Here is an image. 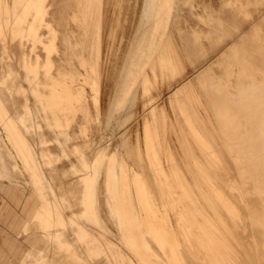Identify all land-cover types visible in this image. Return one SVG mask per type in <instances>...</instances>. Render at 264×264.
<instances>
[{"label": "rangeland", "instance_id": "374dc122", "mask_svg": "<svg viewBox=\"0 0 264 264\" xmlns=\"http://www.w3.org/2000/svg\"><path fill=\"white\" fill-rule=\"evenodd\" d=\"M32 1V2H31ZM46 2L43 4V2ZM57 1V2H56ZM61 1H66L67 0H61ZM59 0H0V29L3 30V32H0V49H4V50H0V62H6L4 66V69L5 70H8L9 71V74H3V72H0V143L1 145L3 146V149L5 150L6 154V158H8L9 160L13 161L14 162V167L17 171H19L22 176L25 178V183H26V186L32 190L40 199V205H39V208L32 220V224L31 226H27L26 228V232H29L31 230H36L38 231L41 235H45V234H42V232L40 231V228H39V224H41V222L43 223L44 220L48 219L47 217H45L44 215L46 216H52V222H49V223H52V224H49L50 227L49 229L54 232L56 235H61V239H63L65 242H68L69 244L71 245H76L77 246V253H79L77 259H75V261H69L67 259V262L64 261L66 259H62L60 260V263L58 261V259H56V261L54 262L53 261V264H64V262H66V264H89L86 257H87V253L91 255V262L90 264H93L97 261H99V263H107V264H110L108 263V261L105 260V255L107 254V251H106V248H105V241H109L111 242L112 245L115 246L116 249H118V255H119V258L116 260V264H186V263H189L187 261H191L189 264H192V263H197V264H222L223 261H226L224 262L225 264H238L239 263H246L248 264H258L259 261H264V257H259V258H255L254 260H251L252 258H254V255H252L251 253H254V251H258V249L255 247V245L253 246L252 243H249L252 238L249 237L247 238V243L249 244H243L242 242H244L243 240L241 241V238L239 237L238 238V235L237 234H240V232L242 233V229L244 228V223H249V217L247 214H250L251 212V206L247 204H244L243 200L240 199L239 195L241 194L240 192V189L242 187V184L241 182H239V179L238 178H235L236 176L238 177V173L241 169L239 168L240 166H242L241 163H237L234 158L236 155H238V150L239 148H245L246 146V134L248 133V130L250 128V120L246 117V114L243 113L242 111H240V108L241 106L239 105L238 101H237V98L233 97V96H229L228 98V104L230 106V104H232L231 106L236 109H233L231 106V109H233V113L232 114H236V110H237V113H238V122H237V126L239 128V131H240V139H232L229 137L228 135V132L225 130L221 120L213 113L210 111V105L209 104V100L206 99L207 95L205 96L206 94V89H208V87H206V84L207 83V75L208 74H214L216 72L217 69H215V67L217 68L219 65H220V61L218 63L214 62L216 61L215 58H213V55H209L208 54V51L203 48L202 51L200 52H196L194 53L193 51L192 52H189V53H185V56L184 57V72L185 73V78L183 80V82L185 81V83H183L184 85H186V87L188 88L187 92L185 94H182V91L180 93H177L175 96L174 99H172L171 101L169 100V104L168 102H164V104H167V106L170 108V110L168 109V107L166 105H164V110H161L159 108V110L157 111L156 113V116H151L150 114H146L145 111H149V110H144L143 111V95L140 93L141 92V88L140 86L138 85V83L134 84V87H132V82H129L127 81V83L125 84V87L119 92L117 93L116 97H115V100L113 101V106H110L109 105H105V101H103V97L102 95H104V91H103V87L104 86H100L101 85H104L103 82L101 83L102 81V78H106L107 76V73L109 70H111L113 68V70L116 69H124L126 63H125V59L122 60L121 58L124 57V52H125V49L127 48L126 44L129 43L128 39L127 38H131L132 34V38L137 36L136 38V41L139 42V36H141V33H133L131 32L129 34V36H126V34L124 33L121 37H114L113 40H111V45L110 43L107 45L108 42H106V38H103V34L102 36H100V38H96L94 37L96 33H100L101 30H103V28L105 27L104 25L106 24V22H104L103 20H105V12L104 11V8L107 9V1L106 3L104 4L103 3V0H101V4L103 3L104 5L102 6L100 3L99 6L96 8V6H94V4H92L93 7H89L91 11H88L87 13V17L86 18H90L88 21H87V28L89 30H87L86 32L85 31H81V29H76V28H79L78 26V22L76 21L77 19H74L73 16H80V20H79V24L84 27L83 25V15H84V12L82 13H75L73 12L74 9H76L75 6H73V4H77V0L75 1H72V2H61ZM105 1V0H104ZM121 5H127L128 2L130 3H137V5L141 6L143 5V2L142 0L140 1V4L137 0V2H132V0H121ZM125 1V2H124ZM193 2V6L191 9H194L192 11H190V13L186 14L185 10H187V12H189L188 9H183V6H182V3L181 1H178V0H174L175 4L173 5L174 6V10H175V13L174 15L176 17H179L181 19V24L184 26H188V27H193L195 26L196 29L199 30V32L201 33L202 35V40L204 43H207L208 41V44L211 43V41L213 42V40L215 38H219V33H218V26L217 24L214 22V20L210 19L209 17H207V14H205L204 17H200L201 13L204 14V13H207L205 10L206 8H208V10L210 9H213V7L215 6V4L219 3L221 5V1H226V0H191ZM243 1V2H242ZM245 1V2H244ZM249 1V0H240V2H242L244 5H246L245 3ZM14 2V3H13ZM22 4H20V3ZM24 2V3H23ZM37 2V3H36ZM53 2V4L51 3ZM56 2V3H55ZM59 3V6L56 5ZM75 2V3H74ZM200 2V3H198ZM63 3V4H61ZM68 3L70 4L71 6V14L72 16L69 17L68 15V10H66V5H68ZM180 3V7L177 6L178 4ZM258 2H253L251 1V4H249L253 9H256L258 6H260L259 4H257ZM45 4H46V7H45ZM62 6H61V5ZM66 4V5H65ZM72 4V5H71ZM214 4V5H213ZM216 4V5H217ZM16 5L20 8L17 9V11H20L19 13H22L27 11L25 8L26 7H30V14L29 16L30 17H27L28 19H22L21 21L19 19H16V18H13V13H14V7H16ZM26 5V6H25ZM35 5V6H34ZM57 7H56V6ZM82 5V4H81ZM80 3L78 2V8L81 7ZM106 5V6H105ZM198 5V6H197ZM201 5V6H200ZM225 6L223 7H220L218 8V14H219V17H220V20L223 24H226L227 20L229 19V16L228 15V5L227 4H224ZM264 5V4H263ZM55 6V7H53ZM65 8H64V7ZM138 6V7H139ZM219 6V5H218ZM23 7V9H22ZM49 7V8H48ZM52 7L53 9L57 8L56 9V13L59 15H57L55 12H51L50 10H52ZM60 7L62 9H60ZM100 7V8H99ZM103 7V8H102ZM143 6H141L142 8ZM217 7V6H216ZM58 8H59V11H58ZM64 8V9H63ZM72 8L73 11H72ZM139 7V10L141 9ZM178 8V9H177ZM182 8V9H181ZM223 8V9H222ZM40 9V10H39ZM46 9V10H45ZM54 9V11H55ZM81 9H83L81 7ZM197 9V10H196ZM199 9H202V10H199ZM205 9V10H204ZM225 9V11H224ZM227 9V10H226ZM25 10V11H24ZM34 10V11H33ZM61 10H65L67 13V16L68 18H65V19H58L59 17L63 18V17H67V16H64L61 14ZM77 10V9H76ZM75 10V11H76ZM95 10V11H94ZM97 10V11H96ZM100 10L99 14H100V17H99V14L97 15L96 12L98 13V11ZM179 10V11H178ZM53 11V10H52ZM58 11V12H57ZM61 11V12H60ZM64 11V12H65ZM94 11V13H92ZM196 11V12H195ZM222 11V12H221ZM42 12V13H41ZM103 12V13H102ZM180 12V13H178ZM182 12V13H181ZM193 12V14L191 13ZM21 13V15H22ZM28 13V12H27ZM33 13V14H32ZM44 13V14H43ZM51 14V17H50V14ZM55 13V15H54ZM70 13V12H69ZM105 13V14H104ZM184 13V14H183ZM197 13V14H196ZM199 13V14H198ZM227 13V14H226ZM253 13V12H252ZM36 15H40L39 17L35 16ZM46 14V15H45ZM88 14H90L88 16ZM190 14V15H189ZM225 14V16H224ZM54 15V16H53ZM57 15V16H56ZM94 15V16H93ZM104 17H103V16ZM188 16L186 18H183L184 16ZM192 15V16H191ZM223 15V16H222ZM227 15V16H226ZM42 16V17H41ZM44 16V17H43ZM57 18H56V17ZM95 19H93L92 18ZM98 16V18H97ZM182 16V17H181ZM10 17V18H9ZM55 17V18H54ZM102 17V19H101ZM38 18V19H37ZM50 18V19H49ZM91 18L93 19V21L91 20ZM194 20H192V19ZM198 18V20H197ZM34 19V20H33ZM49 19V20H48ZM53 19V20H52ZM58 19V20H57ZM100 21V28L97 29V31L95 30H92V27L94 26L95 24V27H96V24L98 23L97 21ZM172 19V18H171ZM173 19H174V16H173ZM50 22H48V21ZM55 20V22H54ZM56 20L58 21V23L61 21L60 25L64 24L63 26H60L61 28L59 29L58 26L59 24L57 23L56 24ZM63 20V22H62ZM70 20L72 25L74 24L76 27L71 26L70 24ZM91 20V21H90ZM188 22H187V21ZM191 20V21H190ZM226 20V21H225ZM36 21V22H35ZM47 21V22H46ZM95 21L97 23H95ZM201 21V22H200ZM240 21V19H239ZM23 22V24H22ZM68 24V26L65 24ZM91 22V23H90ZM93 22V23H92ZM103 22V23H101ZM226 22V23H225ZM17 23H18V26L20 24V30H17L16 27L17 26ZM49 23V24H48ZM55 23V24H54ZM77 23V24H76ZM198 23V24H197ZM199 23L201 26H199ZM214 23V24H213ZM29 24V25H28ZM92 24V25H91ZM103 24V25H102ZM127 24H129V20L127 22ZM188 24V25H186ZM193 24V25H192ZM56 25V26H55ZM66 25V26H65ZM91 25V27H90ZM102 25V27H101ZM212 25V26H210ZM216 25V26H215ZM34 26V27H33ZM73 27V29H70L71 33L68 31V29L70 27ZM52 27V28H51ZM68 29H67V28ZM91 29H90V28ZM187 27V28H188ZM49 28V29H48ZM62 28H66L65 30L62 29ZM48 29V31H47ZM185 29V27H184ZM205 29V30H203ZM14 30V31H13ZM37 30V31H36ZM38 30L40 31V35H39V32ZM52 30V31H51ZM66 31V33H68V37L71 38V36L73 37V39H68L67 38V35H64L63 31ZM132 30V29H131ZM214 30V32H212ZM11 31V32H10ZM59 31V32H58ZM68 31V32H67ZM74 31V32H73ZM79 31V32H78ZM81 31V32H80ZM90 31V33L88 32ZM203 31V32H202ZM30 34H28V33ZM33 32V33H32ZM46 32V33H45ZM63 32V33H62ZM73 32V33H72ZM77 32V33H76ZM95 32V33H94ZM12 35H11V34ZM19 33V34H18ZM22 33V34H21ZM42 33H45V34H42ZM54 33V34H53ZM62 33V34H61ZM77 35H76V34ZM81 33L82 36L80 35ZM89 33V34H88ZM93 33V34H92ZM217 33V34H216ZM10 34V35H9ZM34 34V35H33ZM60 34V35H58ZM101 34V33H100ZM215 34V35H214ZM19 35H22V36H19ZM30 35V36H29ZM61 35H64L65 37H61ZM71 35V36H70ZM75 35L77 37H75ZM80 35V36H78ZM89 35V36H87ZM128 35V34H127ZM131 35V36H130ZM217 35V36H216ZM13 36V37H12ZM18 36V37H17ZM47 36V37H46ZM60 36V38H59ZM87 36V37H86ZM94 37V39L91 38ZM212 36V37H210ZM214 36V38H213ZM3 37V38H2ZM11 37V38H10ZM21 37V38H20ZM30 39H29V38ZM33 37V38H32ZM43 37V38H42ZM55 37V38H54ZM122 37H124L122 39ZM127 37V38H125ZM14 38V39H13ZM20 38V39H19ZM62 38V39H61ZM75 38V39H74ZM78 38V39H77ZM82 38V39H81ZM85 38V39H84ZM88 38V39H87ZM90 38V40H89ZM105 39L102 41V39ZM131 38V39H132ZM11 39V40H9ZM14 41H13V40ZM19 39V40H18ZM28 39V40H27ZM54 39V40H53ZM56 39V40H55ZM65 39V40H64ZM77 39V40H76ZM89 40V41H85V40ZM208 39V40H207ZM21 40V41H20ZM30 40V41H29ZM43 40V41H42ZM46 40H48L46 42ZM53 40V41H52ZM58 40V41H57ZM67 40V41H66ZM75 40V41H73ZM84 40V41H82ZM99 40V41H98ZM119 40V41H118ZM124 42L125 44V47L122 51V45L124 46V44H121V42ZM18 41V42H17ZM51 41V43H50ZM77 41V42H76ZM82 41V42H81ZM91 41H94L91 43ZM103 44H102V42ZM105 41V42H104ZM210 41V42H209ZM261 40H259L260 42ZM10 42V43H9ZM16 42V43H15ZM29 42V43H28ZM34 42V43H33ZM46 42V43H45ZM60 42V43H59ZM68 42V43H67ZM72 42V43H70ZM87 42V43H86ZM90 42V43H88ZM15 43V44H14ZM22 46V44H24ZM40 43V44H39ZM53 43V44H52ZM60 44L58 46V44ZM72 44V46L70 44ZM77 45H76V44ZM105 43V44H104ZM117 43V45H116ZM178 45V49L182 52H183V49H184V44H180L178 42H176ZM12 44L11 47H14L15 45V48H9V46ZM18 44V45H17ZM28 44V45H26ZM64 44V45H63ZM67 44V45H66ZM87 44V46H86ZM94 44V45H93ZM208 44H205L206 46ZM2 45V46H1ZM82 45V46H80ZM84 45V46H83ZM91 45V46H90ZM103 46V49H101ZM107 45V46H105ZM129 45V44H127ZM20 48H18V47ZM39 47V48H36V47ZM47 46V47H46ZM69 46L71 47H74V50L71 49V47L69 48ZM77 46V47H76ZM90 46V48H89ZM92 46L93 49L91 48ZM113 46L115 48H113ZM2 47V48H1ZM27 47V48H26ZM44 47V48H43ZM60 47V48H59ZM78 47H79V50L78 51ZM84 47V48H83ZM86 47V48H85ZM99 47V48H98ZM104 47L107 48V51L104 50ZM181 47V48H180ZM52 48V49H50ZM58 48V49H56ZM67 48H68V51H67ZM112 48V49H111ZM13 49H16V50H13ZM33 49V50H32ZM90 49V51L88 50ZM100 49V50H99ZM116 49V50H114ZM119 49V50H118ZM18 50V51H17ZM22 50V51H21ZM24 50V51H23ZM54 50V51H53ZM71 50V51H69ZM86 50V51H85ZM104 50V51H103ZM114 50V52H113ZM77 51V53H76ZM85 51V53L83 52ZM103 51V52H102ZM16 52V53H15ZM28 52V53H27ZM52 52V53H51ZM61 52V53H60ZM64 52V53H63ZM71 52V53H69ZM75 52V53H74ZM88 52H90V55L88 54ZM101 52V53H100ZM118 52H120L119 54L122 55V57L120 58V55L118 54ZM123 52V53H122ZM5 53V54H4ZM8 53V54H7ZM32 53V54H31ZM39 53V54H38ZM106 55V56H104ZM111 53V55L109 54ZM191 53V54H190ZM44 54V55H43ZM50 54V55H49ZM73 54V55H72ZM117 54V55H115ZM182 54V53H181ZM201 56H200V55ZM53 55V56H52ZM85 55V56H84ZM93 55V56H92ZM100 55L103 56V58L100 57ZM119 55V57H118ZM183 55V54H182ZM192 55V56H191ZM199 55V57H198ZM203 55V56H202ZM5 56V57H4ZM11 56V58H10ZM15 56V57H14ZM21 56V57H20ZM34 56V57H32ZM48 56V58H47ZM64 56V57H63ZM68 56V57H67ZM108 56V57H107ZM3 57V58H2ZM27 57V58H26ZM42 57V58H41ZM67 57V60L65 59ZM70 57V58H69ZM94 57V58H93ZM105 57V58H104ZM111 57H113V59H111ZM120 58V59H117V58ZM210 57L209 59L206 60V58ZM7 58V59H6ZM10 58V59H9ZM30 58V59H29ZM53 58V59H52ZM198 58V59H196ZM204 60H203V59ZM4 59V61H3ZM6 59V60H5ZM17 61H16V60ZM19 59V60H18ZM37 59V60H36ZM44 59V61H43ZM58 59V60H57ZM64 61H63V60ZM71 61H69V60ZM101 59H104V60H101ZM108 59V60H107ZM109 59L112 61L113 60V65L110 63ZM115 59V60H114ZM214 59V60H213ZM11 60V62L9 61ZM20 60H22L20 62ZM52 60V61H51ZM95 60V61H94ZM99 60V61H98ZM101 60V62H100ZM123 62H122V61ZM197 60V61H196ZM203 64L201 65L202 61ZM27 61V62H26ZM55 61V62H54ZM58 63H57V62ZM74 61V63H73ZM103 61V62H102ZM107 61L109 62V65L110 67H108L107 65ZM116 61V62H115ZM119 61V62H118ZM199 61V62H198ZM211 61V62H210ZM13 62V63H12ZM15 62V63H14ZM93 62H96L97 63V70L99 69V71H97V76H99V73H101V75L97 78H99V88H98V93H97V101H95V99H92L93 98V91L91 89V77H92V73H91V67H92V63ZM101 63V66H100V63ZM118 62V63H117ZM122 62V63H121ZM187 62V63H185ZM198 62V63H197ZM36 63V64H35ZM49 65H48V64ZM60 63V64H59ZM104 63V64H103ZM106 63V65H105ZM123 64V66H121V64ZM193 63V64H192ZM211 64V65H208ZM13 68H11V66ZM21 64V65H20ZM74 64V65H73ZM78 64V65H77ZM103 64V65H102ZM187 64V65H186ZM191 64V65H189ZM199 66H197V65ZM16 65V67H15ZM59 65V66H58ZM78 66V67H75V66ZM116 65H120V67L118 68V66ZM208 65V66H207ZM217 65V66H216ZM7 66V68H6ZM10 66V67H9ZM55 66V67H54ZM104 66V67H103ZM113 66V67H112ZM187 66V67H186ZM204 66V67H203ZM208 67V69L212 66H214V71L212 70V68H210L209 70H205L204 68L205 67ZM46 69H45V68ZM59 67V68H58ZM115 67V68H114ZM122 67V68H121ZM191 67H194L195 69L191 68ZM198 67V68H197ZM206 67V68H207ZM10 68V69H9ZM23 68V69H22ZM80 68V69H79ZM88 68V69H87ZM103 68V69H102ZM188 68V69H187ZM0 71H2V67L0 65ZM44 71H43V70ZM51 69V70H50ZM69 71H68V70ZM75 69V70H74ZM102 69V71H101ZM106 69V70H104ZM191 72H190V70ZM14 70V71H13ZM16 70V71H15ZM104 70V71H103ZM193 70V71H192ZM202 72H201V71ZM204 70V72H203ZM12 71V72H11ZM23 71V72H22ZM47 71V72H46ZM65 71V72H64ZM73 72L75 73V81H72V82H69V78H65L66 81H68L69 85L71 86V88L77 90L81 97L79 100H76L75 101V107H73L70 112H67L66 110V104H65V100L67 99V96L65 97L64 93H63V87L61 85H59V79L63 78L64 77V74L68 73V72ZM106 71V72H105ZM199 71V72H198ZM208 73H207V72ZM37 72V74H36ZM99 72V73H98ZM104 72H105V76H104ZM198 73L199 75H193L194 73ZM11 73V74H10ZM25 73V74H24ZM41 73V74H40ZM55 75H54V74ZM189 73V75L187 74ZM203 73V74H201ZM206 73V74H205ZM22 74V75H21ZM36 74V75H35ZM45 74L47 75V77L45 76ZM85 74V75H83ZM201 74V75H200ZM210 74V75H211ZM10 75V76H8ZM40 75V76H39ZM104 76V77H103ZM191 76H196V77H191ZM200 77L202 76L201 78H198L197 77ZM12 77V78H11ZM25 79H23V78ZM31 77V78H30ZM43 78L42 80L40 78ZM191 79H189V78ZM204 77V78H203ZM2 78V79H1ZM11 80H10V79ZM192 78H193V81H192ZM206 78V79H205ZM82 79V80H81ZM90 79V80H89ZM202 79V80H201ZM205 79V80H203ZM30 80V81H29ZM38 80V81H36ZM159 80L161 79H158V83H157V88H155V95L157 96V98H163L165 99V95H172L176 90H178L182 84L181 83H172L170 80L167 81L166 79L165 80H162V82ZM5 81V82H4ZM10 81V82H9ZM23 81V82H22ZM41 81V82H40ZM81 81V82H80ZM188 84H187V82ZM199 81V82H197ZM10 84H9V83ZM80 82V83H79ZM163 82H167V84L163 83ZM190 82V83H189ZM193 82V85L192 83ZM204 84H203V83ZM32 83V84H31ZM160 83V84H159ZM162 83V84H161ZM171 83V84H170ZM196 85H195V84ZM199 83V84H198ZM5 84V85H4ZM39 84V85H38ZM181 84V85H180ZM203 84V86H202ZM11 85V86H10ZM161 85V86H160ZM192 85V86H191ZM199 85V86H197ZM205 85V86H204ZM23 86V87H22ZM85 86V87H84ZM130 86V87H129ZM160 86V87H159ZM167 86V88L165 87ZM197 86V87H196ZM84 87V88H83ZM169 87L170 90H169ZM176 87V88H175ZM196 91H194V89ZM199 87V89H198ZM8 88V89H7ZM10 88V89H9ZM35 88V89H34ZM137 88V89H136ZM164 88V89H163ZM204 88V89H203ZM5 89V90H4ZM59 91H58V90ZM131 89V90H130ZM139 89V90H138ZM157 89V90H156ZM164 92H163V90ZM174 89V90H173ZM4 90V91H3ZM7 90V91H6ZM80 90V91H79ZM86 90V91H85ZM129 90V92H128ZM168 90V91H166ZM200 90V91H199ZM205 94H201V91ZM6 93L5 96H7L8 99H6V97L3 95V92ZM12 91V92H11ZM40 91V92H39ZM132 91V92H131ZM140 91V92H139ZM157 91L159 93H157ZM166 91V92H165ZM46 92V93H45ZM101 96L99 93H101ZM136 92V96H140L139 98L141 99H138L140 100L139 102H136L138 101L137 100V97L135 96V93ZM162 95H161V93ZM179 92V91H177ZM195 92V93H194ZM197 92H200L199 94ZM14 93V94H12ZM89 93V94H88ZM131 93V94H130ZM170 93V94H169ZM190 93V94H189ZM20 94L19 97L21 98H14V97H17L18 95ZM26 94V95H25ZM99 94V95H98ZM126 94V95H125ZM141 94V95H140ZM189 94V95H188ZM17 95V96H16ZM30 95V96H29ZM86 97H85V96ZM88 95V96H87ZM130 95V96H128ZM161 95V96H160ZM191 95V96H190ZM199 95L201 98H199ZM201 95H204L201 96ZM12 96V98H11ZM26 96V97H25ZM92 96V97H91ZM126 96V97H125ZM134 96V97H133ZM160 96V97H159ZM164 96V97H163ZM1 97L3 99H1ZM99 97L102 98L101 100L104 102L102 103V101L99 100ZM129 97V99H128ZM173 97V95H172ZM206 97V98H205ZM27 98V99H26ZM29 98H32L31 101ZM127 98V99H126ZM133 99V101H131L130 99ZM167 98V97H166ZM204 98L206 100H204ZM6 99V100H5ZM21 99V100H20ZM178 100L182 103H184L185 105H187V107L190 105V104H193L195 105L196 109H197V113L199 112V114L201 115H198L197 114V118L198 120H196V124H194L193 128H191L188 124V121H187V118H184L182 115L179 114V112H177V109H176V114L175 113V106H176V102L175 100ZM11 100V101H10ZM15 100H18L16 103ZM88 100V101H87ZM167 100V99H166ZM191 100H192V103H191ZM203 100V101H202ZM3 101V102H2ZM7 101V102H6ZM19 101H23L22 104L19 102ZM90 101V102H89ZM129 101H131L130 103H128ZM202 101V102H201ZM235 101L237 102L235 104ZM28 102V104H27ZM123 102V103H122ZM141 102V104H140ZM196 102V103H195ZM203 102H207L208 104L206 105L203 104ZM232 102V103H231ZM6 103V104H5ZM16 103V104H15ZM83 103V104H82ZM88 103V104H87ZM91 103L93 104V106L91 105ZM122 103V105H120ZM127 105H126V104ZM137 103L138 106H137ZM175 103V105H174ZM187 103V104H186ZM11 106H9V105ZM18 104V105H17ZM91 106H90V105ZM99 104V105H98ZM102 104V105H101ZM203 104V105H202ZM21 105V106H19ZM67 105L71 106L72 103H67ZM82 105V106H81ZM104 105V108L102 107V109H105V110H102L101 107ZM135 105V106H134ZM141 105V106H140ZM38 106V110L36 109ZM73 106V105H72ZM86 106V107H84ZM91 107L88 108V107ZM108 106V107H107ZM123 109H122V107ZM139 106L141 107L140 109ZM200 106V107H199ZM209 106V107H208ZM9 107V108H8ZM13 107V108H12ZM19 107V108H18ZM28 107V108H27ZM97 107V108H96ZM111 107H113V109H111ZM133 107V109H132ZM205 107V108H203ZM21 108V109H20ZM80 108V109H79ZM99 108V110H98ZM134 108L138 109L140 114H136V110H134ZM173 108V109H172ZM203 108V109H201ZM207 108V109H206ZM15 111H13V110ZM168 109V111H167ZM201 109V110H200ZM11 110V111H10ZM20 112L18 113L17 112ZM28 110V112H27ZM86 110V112H84ZM90 110V111H89ZM113 110V112H112ZM207 110V111H206ZM89 111V112H88ZM93 111V112H92ZM98 111V112H97ZM130 111V112H129ZM136 111V112H135ZM167 111V112H166ZM171 111V112H170ZM201 111L204 113V115L206 116L205 118H202L204 117V115L201 113ZM210 111V113L208 112ZM17 112V113H16ZM22 112V113H21ZM101 112L103 116H108L106 117V119H104L105 123L107 122V124H103V119L101 117V114L99 113ZM111 112V114L109 113ZM9 113V114H8ZM16 113V114H15ZM41 113V115H40ZM47 113V114H46ZM90 113V114H88ZM105 113V114H104ZM132 113V114H131ZM146 114L149 118L147 119V117H145L146 115H143V114ZM168 113V114H167ZM211 113H212V117L214 118H211ZM15 114V115H14ZM31 115V117H29L28 115ZM128 114V115H127ZM167 114V116L165 117V115ZM171 114V115H170ZM209 114V115H208ZM40 115V116H39ZM49 115V116H47ZM110 115V116H109ZM134 115V116H133ZM137 115V116H136ZM141 115L143 116V118L141 117ZM215 115V116H214ZM38 116V117H37ZM41 116L43 117L41 119ZM94 116V119L93 120V117ZM114 116V118H113ZM136 116V117H135ZM171 116V117H170ZM176 116V118H175ZM241 116V118H240ZM34 117V118H33ZM75 117V118H74ZM86 117V118H85ZM173 117V118H172ZM178 117V118H177ZM200 117L202 119H200ZM105 118V117H104ZM133 118V119H132ZM136 118H137V121L138 119L141 120L140 122L138 121V123H135L136 122ZM155 118V119H154ZM29 119V120H28ZM32 119V121H31ZM37 119V120H35ZM76 119V120H75ZM102 119V120H101ZM108 119V120H107ZM115 122H113L114 120ZM129 119V120H128ZM153 119V120H152ZM172 120V123L170 124L172 126V131H171V126H169V120ZM180 121H178V120ZM214 120V122H216V119H217V122L214 124L212 123V121ZM24 120V121H23ZM68 120V121H67ZM90 120V121H89ZM107 120V121H106ZM144 120V121H143ZM148 120L150 122H148ZM158 121V124H157V121ZM174 120V121H173ZM186 120V121H185ZM203 120V121H202ZM208 121L205 123V121ZM211 120V121H210ZM38 121V122H36ZM61 121V122H60ZM77 121V122H76ZM96 123H95V122ZM103 123H102V122ZM242 121V122H241ZM25 122V123H24ZM66 122V124H65ZM68 122V123H67ZM83 122V123H82ZM86 124H85V123ZM92 124L93 126L96 124V127L94 130V127L92 125L89 124ZM98 122V123H97ZM112 122V123H111ZM117 122V123H116ZM129 122V123H128ZM135 124H134V123ZM141 122H143L144 124H141ZM152 122H154L152 124ZM171 122V121H170ZM186 122V123H185ZM212 125H211V123ZM248 122V123H247ZM21 123V124H20ZM73 123V124H72ZM101 123V124H100ZM168 123V125H167ZM174 123H177L174 124ZM179 123V124H178ZM210 123V124H209ZM218 123V125H217ZM41 124H44V126ZM46 124V125H45ZM62 124V126H61ZM68 124V125H67ZM110 124V125H109ZM122 124V125H121ZM139 125V126H136V125ZM156 124L158 126H156ZM175 125L173 127V125ZM28 125V126H27ZM76 125V126H74ZM88 125V126H87ZM135 127H133V126ZM199 125V126H198ZM33 126V127H32ZM40 126V127H39ZM70 126H73V129L72 127L70 128ZM108 127V128H105ZM145 126H150V131L152 133H154L152 135V133L149 131V132H145L144 131V127ZM154 126V127H153ZM178 127V131H175V129ZM180 126V127H179ZM203 126V127H202ZM207 126V127H206ZM211 126V127H210ZM215 127V131H214V127ZM218 126V127H217ZM35 127V128H34ZM89 127V128H88ZM114 127V129H113ZM139 127V128H138ZM156 127V128H155ZM158 127V128H157ZM169 127V129H167ZM187 127V128H186ZM200 127V128H199ZM205 127V128H204ZM213 127V128H212ZM47 128V129H46ZM70 128V129H69ZM88 128V129H87ZM92 128V129H90ZM111 128V129H110ZM127 128V129H125ZM131 130L129 132V130ZM132 128V129H131ZM138 128V129H137ZM174 128V129H173ZM191 128V129H190ZM197 128V129H196ZM199 128V129H198ZM248 128V130H247ZM30 131H29V130ZM55 129V130H54ZM56 129H58L56 131ZM102 129V130H101ZM113 129V130H112ZM125 129V131H124ZM161 131H160V130ZM186 129V130H185ZM202 131H201V130ZM213 130V133L212 131L210 132L211 134L214 135V139L208 135L207 133L210 131V130ZM217 129V130H216ZM242 129V130H241ZM50 130V131H49ZM69 130V131H68ZM107 130V131H106ZM123 130V131H122ZM128 130V131H127ZM135 130H137L135 132ZM159 130V131H158ZM177 130V129H176ZM208 130V132L206 131ZM29 131V132H28ZM46 133H45V132ZM64 131V133H63ZM72 131V132H71ZM77 131V132H76ZM105 131V132H104ZM128 132L130 135H127L128 133H125L124 132ZM188 131V132H187ZM203 133H201V132ZM206 131V132H205ZM40 132H44V133H40ZM48 132V133H47ZM67 132V133H66ZM94 134H92V133ZM95 132H98V133H95ZM104 132V133H103ZM160 132H161V135H160ZM171 132H175L174 134H172ZM189 134H187V133ZM205 132V133H204ZM219 132V133H218ZM132 133V134H131ZM170 133V134H169ZM177 133V134H176ZM178 133L180 134V136L178 135ZM200 133V134H199ZM209 133V134H210ZM34 134V135H33ZM40 134V136L38 135ZM44 134V135H43ZM51 134V135H50ZM86 134V135H85ZM99 134V135H98ZM117 134L121 135L120 137L117 138ZM125 136H124V135ZM162 136L160 138V136ZM174 136H172V135ZM205 134V135H203ZM217 134V135H216ZM220 134H221V137H220ZM239 134V135H240ZM29 135H31L29 137ZM59 135V136H58ZM93 137H91V136ZM96 135V136H95ZM101 135V136H100ZM133 135V137H132ZM139 135V136H138ZM152 135V136H151ZM176 135L178 137H181V138H177ZM197 135V136H196ZM2 136V137H1ZM62 138H61V137ZM130 136V137H129ZM135 136V137H134ZM143 136V137H142ZM150 136V137H149ZM156 136V137H155ZM168 136V137H167ZM202 136V137H201ZM39 137V138H38ZM67 137V138H66ZM88 137V138H87ZM105 137V138H104ZM122 137V138H121ZM125 137H128V139H126ZM154 137V138H153ZM171 137L173 139H171ZM189 137V138H188ZM191 137V138H190ZM206 137V138H205ZM211 137V138H210ZM45 138V139H44ZM52 138V139H50ZM56 138V139H54ZM63 139L62 141L60 139ZM70 138V139H69ZM74 138V139H73ZM92 138V139H91ZM97 138V139H95ZM117 138V139H116ZM125 138V139H123ZM137 138V139H136ZM143 138V139H142ZM169 138V139H168ZM177 140V142L179 143L178 140H180L181 142V139H182V142L181 143H177L175 140ZM210 138V139H209ZM224 138V139H222ZM32 139V140H31ZM41 139V140H40ZM68 139V140H67ZM118 139H119V142H118ZM121 139V141H120ZM140 139V140H139ZM163 141H162V140ZM208 139V140H207ZM213 139V140H212ZM216 139V140H215ZM218 139V141H217ZM227 139V140H226ZM245 139V140H244ZM34 140V141H33ZM40 140V141H39ZM51 140V142H50ZM70 140V141H69ZM81 140V141H80ZM90 140V141H89ZM97 140V142L95 141ZM100 140V141H99ZM125 140V141H124ZM130 140V141H128ZM155 140V141H154ZM168 140H173L175 141V143L173 141H170V144H168ZM202 140V141H200ZM210 140V141H209ZM213 143H212V141ZM220 140V141H219ZM231 140V141H230ZM48 141V142H47ZM57 141V142H56ZM66 141V142H65ZM70 144L72 145L73 143H76V142H73V141H77L76 144H73L72 147L70 144H68L69 142ZM79 141V142H78ZM92 141V142H91ZM95 141V142H94ZM123 141V142H122ZM128 141V146L126 145ZM138 142L135 144V142ZM143 141V143H142ZM165 141H167L165 143ZM207 141V142H206ZM227 141V142H226ZM233 141V142H232ZM237 141V142H236ZM241 144H239L240 142ZM244 141V142H243ZM37 142V144H36ZM45 142V143H44ZM63 142V143H62ZM73 142V143H71ZM117 142L119 143V145L117 144ZM124 142H125V145H124ZM130 142L134 143L131 144ZM144 144V145H140L138 146L137 144ZM154 142L156 143V145L154 144ZM161 142H163L161 144ZM191 142L193 145H191ZM217 142V143H216ZM239 142V143H238ZM32 143V144H31ZM52 143V144H51ZM59 143V144H58ZM81 143V144H80ZM166 145H165V144ZM210 143V144H209ZM219 143V144H218ZM227 143V144H225ZM54 144V145H53ZM83 144V146H82ZM89 146L90 148L86 147L85 146ZM95 144V145H94ZM102 144V145H101ZM124 148H123V146ZM174 145L173 147H179L180 149L182 150H179L177 149V152L179 153H176V150L175 148H170L172 147V145ZM179 146H178V145ZM181 144V145H180ZM187 146H186V145ZM214 146H213V145ZM46 145V146H45ZM49 147H48V146ZM67 145V146H66ZM70 145V146H69ZM99 145V146H98ZM101 145V146H100ZM118 145V146H117ZM158 145V146H157ZM161 145V146H159ZM176 145V146H175ZM185 148V152L183 154V146ZM220 145V146H219ZM52 146V147H50ZM98 146V147H97ZM122 146V147H121ZM137 146V147H136ZM165 147V150L164 148H161V147ZM182 146V147H181ZM226 146V147H225ZM46 147V148H45ZM63 147V148H62ZM69 147L71 150H73L74 154H72L73 152H69ZM96 147V148H94ZM133 149H131V148ZM139 147H141L139 149ZM168 151H167V149ZM195 147V149L193 148ZM225 147V148H224ZM230 147V149H229ZM235 147V148H234ZM238 147V148H237ZM45 148V149H44ZM49 148L51 150H49ZM54 148V149H53ZM68 150L67 154L65 152L66 149ZM75 148V149H74ZM81 148V149H80ZM123 148V149H122ZM129 148V149H127ZM136 148V149H135ZM144 148V150H143ZM157 148V149H156ZM193 148V149H192ZM209 150H207V149ZM63 149V150H62ZM79 149V150H78ZM90 149V150H89ZM127 155H129L130 153L132 154V156H128L127 158V155L125 153V151H127ZM139 149V150H138ZM142 149V150H141ZM156 149V150H155ZM189 149V150H188ZM213 149H215L216 151H213ZM224 149H226L224 151ZM234 149V151H233ZM237 149V150H236ZM44 150V151H43ZM62 150V151H61ZM76 150V151H75ZM87 150V151H86ZM100 150V151H99ZM125 150V151H124ZM130 150H133V151H130ZM136 150V151H135ZM138 150V151H137ZM143 152H141V151ZM159 150V151H157ZM164 150V151H163ZM174 150V151H173ZM179 150V151H178ZM227 150L229 151L227 153ZM54 153L55 151V154H53L52 152ZM106 151V152H105ZM140 151V152H139ZM167 151V152H166ZM181 151V153H180ZM199 151V152H198ZM207 151V152H206ZM219 151V152H218ZM225 155H223V152ZM15 152V153H14ZM76 152V153H75ZM87 152V154H86ZM116 152V153H115ZM125 154H124V153ZM137 152V153H135ZM145 152V153H144ZM162 152H164L162 154ZM170 152V153H169ZM175 152V153H173ZM190 154H189V153ZM213 152V153H212ZM58 153V154H56ZM71 154V155H68ZM95 153V154H94ZM143 153V154H142ZM155 153V155H154ZM199 153V154H198ZM210 153V155H209ZM217 153V154H216ZM222 153V154H221ZM230 153V154H229ZM233 153V155L231 154ZM42 154V155H40ZM108 154V155H106ZM111 154V156H110ZM122 154V155H121ZM133 154H137L136 156L133 155ZM159 154V155H158ZM170 154V155H169ZM179 156H178V155ZM199 156H198V155ZM222 155V156H226V158H223L222 156L221 159L218 157L219 155ZM227 154V155H226ZM232 155L229 157V155ZM58 155V156H57ZM65 155V156H64ZM83 155V156H82ZM106 155V156H105ZM119 155V156H118ZM125 155V156H124ZM161 155V156H160ZM162 155H163V158H162ZM173 155V156H172ZM182 155V156H181ZM190 155V156H189ZM205 155V156H204ZM214 155V156H212ZM18 156V157H17ZM50 156V157H49ZM55 156V157H54ZM70 156V157H69ZM73 156V157H71ZM113 156V157H112ZM135 156V157H133ZM143 156V157H142ZM155 158H154V157ZM160 156V157H159ZM174 156L176 157H179L177 159H174ZM186 156L189 158H186ZM38 159H37V158ZM61 157V158H60ZM76 157V158H74ZM83 157V158H82ZM124 157V158H123ZM126 157V159H125ZM159 157V158H158ZM172 157V158H171ZM175 157V158H176ZM183 157V158H181ZM229 157V158H228ZM51 158V159H50ZM70 158H74L72 159L71 162L70 161ZM129 158L132 159H138V160H129L127 161ZM141 158V159H140ZM144 158V160H143ZM146 158V159H145ZM154 158V159H153ZM186 158V159H185ZM201 158V159H200ZM209 158V159H208ZM223 158V159H222ZM228 158V159H227ZM42 159V160H41ZM46 159V160H45ZM65 159H68V160H65ZM80 159V160H79ZM82 159L85 160V164L82 162ZM124 159V160H122ZM163 159L164 163L161 164L163 161L161 160ZM172 159V160H171ZM180 159V160H179ZM184 159V160H183ZM226 161H225V160ZM232 160V162L229 161ZM65 160L64 162L67 163V164H64V162H61ZM100 160V161H99ZM103 160V161H102ZM107 160V161H106ZM112 160V161H111ZM146 160V161H145ZM175 160L177 161V164H175ZM209 160V161H208ZM68 161L70 164H68ZM102 161V162H101ZM122 161V162H121ZM136 161H139V165L138 167H141V168H136L135 166H137L136 164H138ZM142 161V162H141ZM145 161V162H144ZM174 161V163H173ZM185 161V162H184ZM200 163H199V162ZM228 161V162H227ZM49 162V163H48ZM51 162V163H50ZM58 162V163H57ZM78 162V163H77ZM80 162V163H79ZM82 162V163H81ZM106 162V163H105ZM125 162V163H124ZM133 162H136L133 164ZM147 164V166L144 165V163ZM225 162V163H224ZM227 162V163H226ZM230 162V163H229ZM39 163V164H38ZM77 163V164H76ZM114 163V164H113ZM124 163V164H123ZM132 163V164H130ZM143 163V165H142ZM181 163V164H179ZM193 163V164H192ZM205 163H207L206 165H204ZM213 163V164H212ZM222 163V164H221ZM225 166H224V164ZM76 166H74V165ZM92 164V165H91ZM106 164V166H105ZM117 164V165H116ZM174 166H173V165ZM186 164V165H185ZM191 166H190V165ZM231 164V165H230ZM233 164V165H232ZM23 165V166H22ZM59 165H64L63 168L62 166H59ZM78 165V167H77ZM98 165V166H97ZM116 165V166H115ZM149 165V166H148ZM169 165V166H168ZM26 166V167H25ZM30 168H29V167ZM60 169H59V167ZM67 166V167H66ZM69 166V167H68ZM88 166V167H87ZM94 166V167H93ZM119 166V168H118ZM121 166H125L126 167V171L128 172H125V176H123L120 172V169H121ZM145 166V167H144ZM161 166V167H160ZM188 166V167H187ZM193 166V168H191ZM221 166V167H220ZM226 166H228V168H226ZM236 170V168L234 167H237V171L236 173L235 170H232V168ZM234 166V167H233ZM40 167L42 169H40ZM44 167V168H43ZM48 167V168H47ZM80 167L83 169H80ZM117 167V169H116ZM128 167V168H127ZM147 167V168H146ZM154 167V168H152ZM159 167V169L157 168ZM183 167V168H181ZM187 167V168H186ZM207 167V168H206ZM222 167H224L225 169H223ZM29 168V169H28ZM65 168V169H64ZM70 168V170H69ZM94 168V170H93ZM102 168V169H101ZM124 168V167H123ZM136 168V169H135ZM143 168V169H142ZM156 168V171H154ZM174 168V169H173ZM180 170H179V169ZM210 168V169H208ZM230 168L232 171V173H230ZM45 169V170H44ZM60 173H58V171ZM68 169V170H67ZM132 169V170H131ZM142 169V170H140ZM149 169V170H148ZM154 169V170H153ZM164 169V170H163ZM167 169V170H166ZM176 169V170H175ZM187 169L189 171V169L191 171H189L190 175H189V179L187 178V176H185V174H187ZM205 169V170H204ZM221 169V171H220ZM229 169V170H228ZM65 171L64 173L61 172V171ZM68 172H67V171ZM77 170V172H76ZM85 170V171H84ZM114 170V171H113ZM129 170L131 173H129ZM137 170V171H136ZM186 171V173L184 174L182 171ZM193 170V171H192ZM209 170H211L209 172ZM214 172H213V171ZM33 171V172H32ZM82 171V173H80ZM117 171V172H116ZM150 171V172H149ZM161 171V172H160ZM166 171V172H165ZM218 171V172H217ZM231 174H229L228 173ZM45 172V173H44ZM57 172V173H55ZM71 172H74V173H71ZM85 172V173H84ZM99 172V173H98ZM113 172V173H112ZM149 172V173H148ZM153 172V174H152ZM159 175H157L156 173ZM159 172V173H158ZM168 172V173H167ZM193 172H196V173H193ZM198 172V173H197ZM214 174H212V173ZM222 172V173H221ZM224 172V173H223ZM225 172L227 175H225ZM30 175H28V174ZM103 173V174H102ZM140 173V175H139ZM144 173L146 174L145 176L147 177H142L144 176ZM167 175V176H165ZM167 173V174H166ZM175 173V174H174ZM177 173V174H176ZM214 176H212L211 174ZM219 173V175H218ZM38 174V175H37ZM68 177H67V175ZM72 174V175H71ZM78 174V175H76ZM80 174V175H79ZM134 174V175H133ZM151 178L150 180V177ZM152 174V175H151ZM155 174V175H154ZM180 174V176H179ZM210 174V175H208ZM216 174V175H215ZM223 178V180H225V186L227 188H224V189H227V191H225L223 189V186L224 185V182L222 181L221 183L223 185L220 184V179L222 180L221 176ZM247 173H245L246 175ZM34 175V176H32ZM55 177H54V176ZM62 175V176H61ZM78 178H76L75 177ZM89 175V176H88ZM136 175V176H135ZM157 175V176H156ZM170 175V176H169ZM177 175V176H176ZM198 175V176H197ZM206 177H205V176ZM235 175V176H234ZM30 176V177H29ZM32 176V177H31ZM65 176L68 178L65 179ZM70 176V178H69ZM112 176V177H111ZM120 176V177H119ZM133 176V178H132ZM216 176V177H215ZM38 177V178H37ZM61 177V178H59ZM98 177V178H97ZM125 177V178H124ZM158 177V178H157ZM169 177V178H168ZM179 177V178H177ZM219 177V178H218ZM225 177V179H224ZM227 177V178H226ZM234 177V178H232ZM53 178H58V179H53ZM121 178V179H120ZM131 178V179H130ZM143 178V180H141ZM145 178H148V181H146ZM168 178V179H167ZM183 178V179H182ZM190 178L193 180H190ZM198 178V179H197ZM215 178H218L219 181ZM33 179V180H32ZM63 179V181H62ZM74 179V180H73ZM78 184H76L77 182ZM81 181H80V180ZM90 179V180H89ZM126 181H125V180ZM138 179L139 182H141V184H138L136 182V180ZM170 179V180H169ZM175 179V181H174ZM197 179V180H196ZM201 181L199 182L198 180ZM208 179V180H207ZM228 179V181H227ZM41 180V181H40ZM46 180V181H45ZM60 180V181H59ZM65 180V181H64ZM141 180V181H140ZM145 180V181H144ZM160 180V181H159ZM189 180L193 183L191 186V182H189ZM232 180V181H231ZM34 181V182H33ZM62 181V182H61ZM106 181V183H105ZM118 181V182H117ZM203 181V182H202ZM218 183H217V182ZM48 182V183H47ZM55 182V183H54ZM61 182V183H60ZM89 182V183H88ZM96 184H95V183ZM100 182V184H99ZM127 182V183H125ZM152 182V183H151ZM185 182V183H184ZM197 182V183H196ZM72 183V184H71ZM144 183V184H143ZM156 183V184H155ZM158 183V184H157ZM199 183V184H198ZM204 183V184H203ZM207 183H208V186H207ZM229 185H227V184ZM239 183V185H238ZM40 184V185H39ZM50 184V185H48ZM58 184V185H56ZM68 184V185H66ZM86 184L88 186H86ZM106 184V185H105ZM132 184V185H131ZM148 184V185H147ZM151 184V186H150ZM173 184V185H172ZM177 184V185H176ZM186 184V185H185ZM214 184V185H213ZM55 185V186H54ZM66 185V186H65ZM69 185H70V188H69ZM75 185V187L73 186ZM97 185V186H96ZM100 185V186H99ZM145 185V186H144ZM153 185V187H152ZM212 185V186H211ZM40 186V187H39ZM65 186V187H64ZM68 186V187H67ZM80 186H82L80 188ZM107 186V188L105 189V187ZM150 186V187H149ZM172 186V187H170ZM193 186V187H192ZM202 186V187H201ZM232 187V188H229V187ZM238 186H241V187H238ZM247 186V185H246ZM248 186L250 187L251 185L248 184ZM67 187V191H64ZM80 189H79V188ZM98 187V188H97ZM103 187V188H101ZM132 187V188H131ZM187 187V188H186ZM207 187V188H206ZM222 187V188H221ZM249 187H247L248 191L244 194V196L246 198H249L251 197V193H250V189ZM73 188L76 189V192L74 191L73 192ZM129 188V189H128ZM149 188V189H148ZM156 190L154 191L153 190ZM161 190H160V189ZM170 190H169V189ZM172 188V189H171ZM186 191H185V189ZM202 188L206 190V193L209 194L207 195L205 193L204 190H202ZM210 188V189H209ZM214 188V189H213ZM220 188V189H219ZM237 188V189H236ZM240 188V189H239ZM251 188V187H250ZM62 189V190H61ZM81 191H79V190ZM98 189V190H97ZM133 189V190H132ZM141 189V190H140ZM147 189V190H146ZM178 189V190H177ZM196 191H194V190ZM50 190V191H49ZM62 192H65V193H60L61 191ZM97 190V191H96ZM170 192H169V191ZM200 190V191H199ZM212 190V191H211ZM214 190V191H213ZM217 190V191H215ZM224 190V191H223ZM229 190V191H228ZM59 191V192H58ZM102 191V192H101ZM130 191V194H128L127 192ZM132 191V192H131ZM160 191V193H159ZM178 191H179V194H178ZM181 191V192H180ZM210 191V192H209ZM235 191V192H234ZM46 192V193H45ZM72 192V193H71ZM77 192H79V196L77 194ZM81 192V194H80ZM89 192V193H88ZM101 192V193H100ZM112 192V193H111ZM148 192V194H147ZM152 192V193H151ZM165 192V193H164ZM188 192V194H187ZM213 192V193H212ZM228 192V194L226 195V193ZM233 192V194H232ZM75 193V194H74ZM98 193V195H97ZM109 193V194H108ZM156 193V195H155ZM197 193V195L195 194ZM215 193V194H214ZM235 193V194H234ZM240 193V194H239ZM45 194V195H44ZM58 194V196H57ZM60 194H61V197H60ZM69 194V195H68ZM77 194V195H76ZM108 194V195H107ZM113 194V195H112ZM134 194V195H133ZM154 194V195H153ZM165 194V195H164ZM190 194V195H189ZM214 194V195H213ZM218 194H221V197H218ZM232 194V195H231ZM237 194V198L239 200H237L236 198V195ZM72 195V197H71ZM91 195V196H90ZM95 195V196H94ZM164 195V197H163ZM171 195V196H170ZM181 195V196H180ZM183 195V196H182ZM211 195V196H210ZM217 195V196H215ZM228 195H231V197L233 196V198H231L230 196L228 197ZM65 196H66V199H65ZM78 196V198L80 197V200L76 197ZM108 197V200H107V197ZM110 196V197H109ZM131 196V197H130ZM149 196V197H148ZM152 196V197H151ZM154 196H157V197H154ZM162 196V197H161ZM167 196V197H166ZM194 196V197H193ZM214 196V197H213ZM226 196V198H225ZM57 197V198H56ZM71 197V198H69ZM76 197V198H75ZM105 198V199H101V198ZM119 197V198H118ZM169 197V198H168ZM181 197H182V200H181ZM200 197V198H199ZM213 197V198H212ZM228 197V198H227ZM64 198V199H63ZM102 201H100L99 199ZM135 198V199H134ZM157 198L159 200H157ZM168 198V199H167ZM179 198V199H177ZM191 198V199H190ZM194 198V199H193ZM210 198V199H209ZM212 198V199H211ZM218 198V199H217ZM58 199V200H57ZM71 199V200H70ZM76 199H78L77 201H75ZM84 199V200H83ZM90 199V200H89ZM110 199V200H109ZM132 199V200H131ZM150 199V200H149ZM156 199V201H155ZM193 199V200H192ZM198 199V200H196ZM214 199V201H212ZM224 199L225 201L222 202L221 204V200ZM233 199V200H231ZM162 200V201H161ZM166 200V201H165ZM177 200H180L179 202ZM203 200V203L205 204L204 206L208 207V210H207V207L206 209L204 208L203 210V207L204 206H201L203 203H199V201L202 202ZM211 200V201H210ZM219 200V201H218ZM69 201V202H68ZM73 201V202H72ZM88 201V202H87ZM94 201V202H93ZM99 201V202H98ZM109 201V202H108ZM111 201V202H110ZM153 201V202H152ZM174 203H173V202ZM177 201V202H176ZM232 201H235V203H233ZM77 202V203H76ZM86 202V203H85ZM134 202V207L131 205V203ZM157 202V203H156ZM192 202V203H191ZM196 202V203H195ZM67 203V204H65ZM74 205L72 206L71 205ZM74 203V204H73ZM84 203V204H83ZM99 203V204H98ZM101 203V204H100ZM104 203V204H103ZM163 203V204H161ZM170 203V204H169ZM176 203V204H175ZM200 206H199V204ZM214 206H212V204ZM236 203H239V204H236ZM240 203L244 204L245 207L242 208L243 206L240 205ZM76 204V206H75ZM78 204V206H77ZM149 206H148V205ZM153 204V205H152ZM184 204V205H183ZM193 204V205H192ZM211 204V205H210ZM217 204V205H216ZM224 204H227V205H230L231 207L233 206L234 210L233 212H229L228 209L224 208ZM56 205V206H55ZM60 205V206H59ZM86 207H85V206ZM101 205V207H100ZM112 205V206H111ZM151 205V206H150ZM180 205V206H179ZM186 205V206H185ZM241 206L239 209L238 206ZM45 206V208H44ZM69 206V207H68ZM83 206V207H82ZM102 208L104 211H105V214H103L101 211L102 209L99 210V208ZM179 208H178V207ZM184 206V208H183ZM191 206V208H190ZM247 206V207H246ZM72 207V208H71ZM76 207H79V209H75ZM89 207V208H88ZM96 207V208H95ZM113 209H112V208ZM135 210H133V208ZM157 207V208H156ZM186 207V208H185ZM193 207V208H192ZM198 207H201V208H198ZM221 209V211L219 212V208ZM61 208V210H60ZM66 208V209H65ZM109 208V209H108ZM118 208V209H117ZM170 208V209H169ZM247 208V209H245ZM250 208V209H249ZM91 209V211H90ZM162 209V210H161ZM173 209V210H172ZM176 209V210H175ZM179 209V210H178ZM186 209V210H184ZM193 209V210H191ZM201 209V210H200ZM218 209V210H217ZM66 210V211H65ZM80 210V211H79ZM113 210L115 212H113ZM117 210V212H116ZM188 210V211H187ZM200 210V211H199ZM208 212H207V211ZM211 210V211H210ZM217 210V211H216ZM223 210V211H222ZM239 210V211H238ZM243 210V211H242ZM245 210V211H244ZM62 211V212H61ZM70 211V212H69ZM82 211V213H81ZM107 211V212H106ZM124 211V212H123ZM136 211V212H135ZM164 211V212H163ZM175 211V213H174ZM178 211V212H177ZM183 211V212H182ZM185 211V212H184ZM203 211V212H202ZM79 212V213H77ZM90 212V213H89ZM155 212V213H154ZM171 212V213H170ZM181 212V213H179ZM190 212V213H189ZM200 212V214H199ZM211 212V213H210ZM227 213V220L230 221V225L227 223L229 221H227L226 219V225H224L223 227H221L220 230H223V237H224V241L222 243H219V244H214L208 248H206L203 244H202V241L200 240L201 238H203L204 236V226H203V221L206 217L210 218L213 220V224H217L215 222H217V217L220 216L222 213ZM237 212V213H236ZM240 212V213H239ZM242 212V213H241ZM249 212V213H248ZM59 213V214H58ZM67 213V214H66ZM85 213V214H84ZM102 213V215H101ZM171 215H170V214ZM186 213V214H185ZM190 215H189V214ZM214 213V215H213ZM244 213V214H243ZM246 213V214H245ZM38 214L40 216H38ZM100 214V215H99ZM108 217H106L105 219H102L104 218L106 215ZM110 214V215H109ZM164 214V215H163ZM173 214V215H172ZM198 214V215H197ZM213 216H212V215ZM43 215V216H42ZM113 215V216H112ZM185 215V216H184ZM207 215V216H206ZM211 215V216H210ZM244 215V217H243ZM57 216V218H56ZM63 216V217H62ZM111 216V217H110ZM139 216V217H138ZM161 216V217H160ZM177 216V217H176ZM183 218H186V219H183ZM187 216V217H186ZM206 216V217H205ZM240 216V217H239ZM100 217V218H99ZM113 217V218H112ZM116 217V218H115ZM130 217V218H129ZM173 217V218H172ZM193 217V218H191ZM199 217V218H198ZM233 217V218H232ZM243 217V218H242ZM65 218V219H63ZM83 218V219H82ZM111 218V219H109ZM139 218V219H138ZM173 220H172V219ZM197 218V219H196ZM96 219V220H95ZM115 219V220H114ZM248 221H246V220ZM45 220V221H46ZM111 220V221H110ZM139 220V221H138ZM160 220V222H159ZM169 220V221H168ZM186 220V221H185ZM191 220V221H190ZM201 222H200V221ZM234 220V221H233ZM242 220H243V223H242ZM39 221V222H38ZM41 221V222H40ZM116 221V222H115ZM173 221V222H172ZM193 221H195V223H193ZM199 221V222H197ZM241 223H240V222ZM35 222V223H34ZM48 222V221H47ZM102 222V223H101ZM106 222V223H105ZM124 222V223H123ZM169 222V223H168ZM65 223V224H64ZM101 223V224H100ZM113 223V224H112ZM116 223V224H114ZM178 223V224H177ZM180 223V224H179ZM187 223V224H185ZM103 224V225H102ZM107 224V226H106ZM185 224V225H184ZM194 224V225H193ZM235 224V225H234ZM237 224V225H236ZM58 225V226H57ZM62 225V227H61ZM114 225V226H113ZM234 225V226H233ZM240 225V227H239ZM243 225V226H242ZM53 226V227H52ZM182 228H181V227ZM197 228H196V227ZM203 226V227H201ZM227 226H228V230L227 229ZM35 227V228H33ZM64 227V228H63ZM81 227V228H80ZM115 227V228H114ZM172 227V228H171ZM219 227V228H220ZM234 230H232L233 228ZM236 227L239 229H236ZM33 228V229H32ZM38 228V229H37ZM54 228V229H53ZM60 230H59V229ZM114 229L116 234L114 233ZM203 228V229H202ZM242 228V229H241ZM58 229V230H56ZM72 229H74L72 231ZM79 231H78V230ZM84 229L88 230V232L91 234V235H94V236H97L98 239L100 240L102 244V246H99L98 244V241L96 239H92V241H89V237H86L85 235V232H84ZM173 229V230H172ZM176 229V230H175ZM193 229V230H192ZM198 229V230H197ZM62 230V231H61ZM69 230V232L67 231ZM167 230V231H166ZM180 230V231H179ZM215 230V229H214ZM236 230V231H235ZM241 230V231H240ZM57 231V232H56ZM123 231V233H122ZM164 231V232H163ZM185 231V232H184ZM192 231V232H191ZM233 231V232H232ZM238 232V233H235V232ZM62 232V233H61ZM70 233V234H67ZM166 232V233H165ZM189 232V234H188ZM232 232V233H231ZM67 236H65V234ZM106 233V234H105ZM114 233V234H113ZM158 233V234H157ZM200 233V234H199ZM249 232L246 230V233L245 234H248ZM122 236H121V235ZM126 234V235H124ZM146 234V235H145ZM166 234V235H165ZM183 234V235H182ZM237 235V238L238 240H236V235ZM70 235V236H69ZM117 235V237H116ZM150 237H149V236ZM158 235V236H157ZM177 235V236H176ZM195 235V236H194ZM65 236V238H64ZM73 236V237H72ZM80 238H79V237ZM115 236V237H114ZM148 236V237H147ZM152 236H155V237H152ZM185 236V237H184ZM227 236V237H225ZM233 236V237H232ZM71 237V238H70ZM104 237V239H103ZM106 237V238H105ZM122 237V238H120ZM160 237V238H159ZM176 237V238H175ZM190 237L192 238V240L190 239ZM195 237V238H194ZM229 237V238H228ZM232 237V239H231ZM45 242H46V247H47V251L48 253H52L54 251V249H56V242H50V240L47 239V237H45ZM148 238V239H147ZM158 242H157V240ZM251 238V239H250ZM69 239V240H68ZM71 239V241H70ZM74 239V240H72ZM78 239V240H77ZM121 239V241H120ZM249 239V240H248ZM88 240V241H86ZM147 240V242H145ZM150 240V241H149ZM187 242H186V241ZM197 240V241H196ZM228 240L232 241V242H228ZM233 240H235L233 242ZM60 241V240H59ZM58 241V242H59ZM74 241V242H73ZM132 241V242H131ZM154 241V242H153ZM241 241V242H239ZM249 241V242H248ZM72 242V243H71ZM82 242V243H81ZM162 242V243H161ZM197 242V243H196ZM239 242V243H238ZM252 242V241H251ZM53 243V244H52ZM124 243V244H122ZM133 243V244H132ZM151 243V244H150ZM189 243V245L187 244ZM226 245L224 246L223 245ZM227 243V244H225ZM229 243V244H228ZM233 243V244H231ZM236 243L235 247L233 246L234 244ZM240 244V246L238 247V244ZM81 244V246H80ZM126 244V245H125ZM130 244V245H129ZM155 244V246L153 245ZM175 244V245H174ZM193 244V245H192ZM125 245V246H124ZM163 245V247H162ZM186 245V247H185ZM236 249V250H232V248L230 249V247ZM244 245V247L242 246ZM84 246V248H83ZM149 246V247H148ZM189 246V247H188ZM194 246V247H193ZM221 246V247H220ZM253 246V247H252ZM91 247V249H90ZM155 247V249H154ZM170 247V249H169ZM241 247V249H240ZM243 247V249H242ZM247 247V248H246ZM69 248V247H68ZM79 248V249H78ZM144 248V249H143ZM146 248V249H145ZM153 248V249H152ZM182 248V249H181ZM211 248V249H210ZM213 248V249H212ZM222 248V249H220ZM238 248V250H237ZM259 248V247H258ZM264 248V246H262V249ZM150 249V250H149ZM157 249V250H156ZM172 249V250H171ZM186 249V250H185ZM229 249V250H228ZM154 250V251H153ZM171 250V251H170ZM214 250V251H213ZM243 252H242V251ZM246 251V253H244ZM250 250V251H248ZM264 250V249H263ZM69 251V250H68ZM157 251V252H156ZM178 251V252H177ZM184 251V256L182 254V252ZM55 252V251H54ZM100 252V253H99ZM123 252V253H122ZM188 252V253H187ZM233 256L231 258L230 254ZM238 253V257L235 256L234 253ZM249 252V253H248ZM160 255H158V254ZM162 253V254H161ZM194 253V254H193ZM240 253H243L242 255H249L247 259V261H244L246 260L245 256H242ZM203 254V255H202ZM209 256H207V255ZM217 254V255H216ZM95 255V256H94ZM100 255V256H99ZM103 255V257H102ZM191 255V256H190ZM246 255V257H247ZM81 256V257H80ZM98 256V257H97ZM158 256V257H157ZM163 256V257H162ZM176 256V257H174ZM185 256H188L189 260L187 258H185ZM203 256V257H202ZM217 256V257H216ZM244 258H242V257ZM251 256V257H250ZM253 256V257H252ZM83 257V258H82ZM195 257V258H194ZM212 257V258H211ZM220 257V258H219ZM79 258V259H78ZM96 258V260H95ZM98 258H102L103 260L101 259H98ZM166 258V260H165ZM239 258V260H238ZM241 259H244L243 261L240 260ZM181 261H180V260ZM187 259V261H185ZM191 259V260H190ZM204 259V260H203ZM211 259V260H210ZM231 259H234L231 260ZM258 259V260H256ZM83 260V261H82ZM154 260V261H153ZM159 260V261H158ZM195 260V261H194ZM105 261V262H104ZM157 263H156V262ZM166 261V262H165ZM205 261V263H204ZM241 261V262H240ZM254 261V263L252 262ZM34 262H36L35 264H40V262L38 261H35V258L34 256L31 257V260L26 263V262H23V264H34ZM57 262V263H56ZM63 262V263H62ZM70 262V263H69ZM162 262V263H161ZM222 262V263H221ZM97 264H99L98 262H96ZM95 263V264H96ZM242 263V264H244ZM260 264V263H259Z\"/></svg>", "mask_w": 264, "mask_h": 264}, {"label": "bare ground", "instance_id": "6f19581e", "mask_svg": "<svg viewBox=\"0 0 264 264\" xmlns=\"http://www.w3.org/2000/svg\"><path fill=\"white\" fill-rule=\"evenodd\" d=\"M24 1V0H23ZM40 1V0H39ZM47 1V0H46ZM50 1V0H49ZM53 1V0H52ZM59 1H61V0H59ZM72 1H75V0H72ZM71 0H67V2H72ZM106 1H107V3H106ZM127 1V0H126ZM134 0H132V2H133ZM140 1L141 0H138V2H139V4H140ZM178 1H181V3H182V6H183V9H188L189 10V12H187V10H185L186 12V14H188V13H190V11H192L193 9H191L192 8V6H193V2L191 1V0H178ZM198 1V0H197ZM216 1V0H215ZM251 1H253V2H258L257 4H259L260 6H258L256 9H253L249 4H251ZM32 2V1H31ZM57 2V1H56ZM55 2V3H56ZM61 2H64V1H61ZM66 2V1H65ZM64 2V3H65ZM66 2V3H67ZM78 2L80 3V5H81V7L83 8V9H81V7L80 8H78ZM121 0H103V3L105 4H107V9L106 8H104V11H106L104 14H105V20H103L102 19V17H101V19L104 21V22H106V24L104 25L105 27L103 28V30H101V34L100 33H96L95 34V36L94 37H96V38H100V36H102V34H103V38H106V42H108L107 43V45L110 43V45H111V40H113L114 39V37H116L117 38V36L118 37H121L124 33L126 34V36H129V34L131 33V32H133V33H141V36H139V42H137L136 41V38H137V36H135V37H133L132 38V36H133V34H132V36H131V38L129 39V38H127V37H125V38H127L129 41V43H127L126 41H124V42H126L127 44H129V45H127L126 44V46H127V48L125 47V44H124V42H121V40H120V42H121V44H124V46L122 45V47H120V48H122V51H124L123 49L124 48H126L125 49V52H124V57L123 58H121L122 57V55H120L119 53L120 52H118V54L120 55V58L122 59V60H124L125 59V63H126V65H125V67H124V69H116L115 67V70H113V68L111 69V70H109L108 71V73H107V76H106V78H102V81H101V83L103 82V84L104 85H101L100 84V86H104L103 87V91H104V95H102V97H103V99L102 98H100L99 97V100L100 101H105V103L102 101V103H104L105 105H109L110 104V106H113L114 104H113V101L115 100V97H116V95H117V93H119L124 87H125V84L127 83V81H129V82H132V84L134 83V84H136V83H138V85L140 86V90H141V94L143 95V111L144 110H149V111H145L146 112V114H147V112H148V114H150L151 116H156V113H157V111L159 110V108L161 109V110H164V105H166L167 106V104H164V102H168V104H169V100L171 101L172 99H174L176 96V94L177 93H180L181 91H182V94H185L186 92H187V90H188V88L186 87V85H184L183 83H185V81L183 82V80H184V76H185V71H184V66H185V64H184V57L186 56L185 55V53H189V52H194V53H198V52H200V51H202L203 50V48H205L207 51H208V54L210 55H213V58H215L216 59V61H214V62H216V63H218L219 61H220V65L216 68L215 67V69H217L216 70V72L212 75L211 73V75L210 74H206L207 75V83H205L206 84V87H208V89H206V94L204 93V91L205 90H203V92L201 91V94H205V96L207 97H205L206 99H208L209 100V104L207 103V102H203V104H205L206 103V105L208 104V105H210V111L211 112H213L220 120H221V122H222V124H223V126H224V128H225V130L228 132V135H229V137L230 138H232V139H240V136H241V134H240V131H239V128H238V124H237V122L239 121L238 120V113H237V110L235 111L236 112V114H232L233 113V109H236V108H234V106L232 107L231 105L232 104H230V106L233 108V109H231V107L229 106V104H228V102H230V101H228V98H229V96H233L234 98L236 97L237 98V101H238V103H239V105L241 106V108H240V111H242L243 113H245L246 114V117L250 120V123H251V125H250V128H249V130H248V128H247V130H248V133L245 135L246 136V146H245V148H239V150L237 151L238 152V155H236L235 156V158H234V160L237 162V163H241L242 164V166H240L239 168L241 169L239 172H237L238 173V177L236 176L235 178H238L239 179V182H241V184H242V187L241 186H238V187H241V189H240V192H241V194L239 195V197H240V199H242L244 202V204H247V206L248 205H250L251 206V212H250V214H247L248 215V217H249V223H244L243 225H244V228L242 229L243 231H242V233L240 232V234H237L238 235V238L240 237L241 238V241L243 240L244 242H242L243 244H248L247 243V238H249V237H251L252 238V242L250 241H248L249 243H252V245L254 246L255 245V247L258 249V251H254V253H251L252 255H254V258H250L251 260H254L256 257L257 258H259V257H264V248L262 249V246H264V0H249V1H247L245 4L246 5H244L242 2H240V0H226V1H221V5L218 3H216L215 4V6L213 7V9H210V10H208V8H206V12L207 13H204V14H202L201 13V15H200V17H204L205 16V14H207V17H209L210 19H212V20H214V22L217 24V26H218V33H219V38H215L214 40H213V42L211 41V43L210 44H208V41H207V43H204L203 42V40H202V35H201V33L199 32V30L198 29H196L195 28V26H193V27H186L185 25L183 26L182 24H181V19L179 18V17H176L175 15H174V13H175V10H174V4H175V2H174V0H142V2H143V5H141V6H143L142 8H141V6H139V5H137V3H129L128 2V4L126 5H121ZM125 2V1H124ZM134 2H137V0H135ZM206 2H207V0H206ZM217 2H218V0H217ZM245 2V1H244ZM14 3V2H13ZM20 3V2H19ZM24 3V2H23ZM37 3V2H36ZM44 3H46L45 1L43 2V4ZM52 4H53V2H51ZM59 3L60 2H58V4H56V5H58L59 6ZM68 3V5H66V10H68L67 12H68V15H69V17H71L72 16V12H71V6H70V4ZM75 3V2H74ZM99 3L101 4V0H77V4L75 5V4H73V6H75L76 7V9H74V8H72V11H73V9H74V11L73 12H75V13H81V11H82V13L84 12V15H83V17H82V19H83V26L84 27H82L80 24H79V20H80V16H73V18L74 19H77L76 21L78 22V27L79 28H76V29H81V31L83 32V31H87V30H89L88 28H87V21L90 19L89 17L88 18H86L87 17V13H88V11H91V10H89L90 8L89 7H93L92 6V4H94V6H96V8L98 7V5H99ZM101 4L102 6L104 5V4ZM123 3V2H122ZM198 3H200V2H198ZM20 4H22V3H20ZM61 4H63V3H61ZM60 4V5H61ZM224 4H227L228 5V15L229 16H227V17H229V19L225 22L226 24H223L222 22H221V20H220V17H219V14H218V12L220 11H218V8H220V7H223V6H225ZM55 5V6H56ZM64 5V4H63ZM72 5V4H71ZM214 5V4H213ZM219 5V6H218ZM26 6V5H25ZM35 6V5H34ZM55 6H53V7H55ZM62 6V5H61ZM100 6V5H99ZM106 6V5H105ZM141 8L140 10H139V7ZM177 6H179L180 7V3L177 5ZM198 6V5H197ZM201 6V5H200ZM217 6V7H216ZM45 7H46V4H45ZM53 7H52V10H50L51 12H55L56 13V9H55V11H54V9H53ZM57 7V6H56ZM64 7V6H63ZM101 7V6H100ZM99 7V8H100ZM19 7L16 5V7H14V13H13V18H16V19H19L20 21L24 18L25 20L26 19H28L27 17H30L29 16V14L31 13L29 10H30V7L28 6V7H26L25 9L27 10V11H25V12H23L22 13V11H21V13H22V15H21V13H19L20 11H17V9H18ZM49 8V7H48ZM65 8V7H64ZM63 8V9H64ZM103 8V7H102ZM20 9V8H19ZM22 9H23V7H22ZM60 9H62L61 7H60ZM178 9V8H177ZM182 9V8H181ZM223 9V8H222ZM40 10V9H39ZM46 10V9H45ZM76 10V11H75ZM195 10V9H194ZM197 10V9H196ZM199 10H202V9H199ZM227 10V9H226ZM34 11V10H33ZM58 11H59V8H58ZM57 11V12H58ZM62 11V12H61ZM60 12H61V14L62 15H64V16H67V12L65 11H63V10H61ZM95 11V10H94ZM94 11L92 12V13H94ZM97 11V10H96ZM179 11V10H178ZM224 11H225V9H224ZM28 12V13H27ZM99 12H100V10L98 11V13L96 12V14L98 15L99 14ZM196 12V11H195ZM222 12V11H221ZM226 12V11H225ZM253 12V13H252ZM42 13V12H41ZM55 13H54V15H55ZM64 13V14H63ZM101 13V12H100ZM103 13V12H102ZM178 13H180V12H178ZM182 13V12H181ZM192 14H193V12H191ZM226 13V14H227ZM33 14V13H32ZM44 14V13H43ZM50 14V13H49ZM57 14V13H56ZM184 14V13H183ZM197 14V13H196ZM199 14V13H198ZM46 15V14H45ZM53 15V16H54ZM58 15V14H57ZM56 15V16H57ZM90 14H88V16H89ZM190 15V14H189ZM35 16H37V17H39L38 15H36L35 14ZM55 16V17H56ZM59 16V15H58ZM94 16V15H93ZM93 16H92V18H93ZM103 16V15H102ZM173 16H174V19H173ZM184 17L183 18H186V17H188V16H185V15H183ZM192 16V15H191ZM223 16V15H222ZM224 16H225V14H224ZM42 17V16H41ZM44 17V16H43ZM50 17H51V14H50ZM54 17V18H55ZM99 17H100V14H99ZM104 17V16H103ZM182 17V16H181ZM10 18V17H9ZM57 18V17H56ZM65 18H68V16L67 17H63V18H61V17H59L58 19H65ZM91 18V20L93 21V19ZM97 18H98V16H97ZM172 18V19H171ZM189 18V17H188ZM38 19V18H37ZM50 19V18H49ZM48 19V20H49ZM57 19V20H58ZM96 19V18H95ZM94 19V20H95ZM192 19V18H191ZM239 19H240V21H239ZM34 20V19H33ZM47 20V21H48ZM53 20V19H52ZM56 20V24L58 23V21ZM90 20V21H91ZM97 20V19H96ZM128 20H129V24H127V22H128ZM193 20V19H192ZM197 20H198V18H197ZM46 21V22H47ZM65 21H66V19H65ZM68 21H70V20H68ZM187 21V20H186ZM191 21V20H190ZM194 21V20H193ZM36 22V21H35ZM48 22H50V21H48ZM54 22H55V20H54ZM62 22H63V20H62ZM98 22V23H97ZM95 21V23H97L96 24V27H95V24H94V26L92 27V30H95V31H97V29H99L100 28V21H99V19H98V21ZM188 22V21H187ZM201 22V21H200ZM60 23H61V21L58 23L59 24V26H58V28L60 29L61 27L60 26H63L64 24H62V25H60ZM91 23V22H90ZM93 23V22H92ZM101 23H103V22H101ZM22 24H23V22H22ZM49 24V23H48ZM55 24V23H54ZM65 24H66V22H65ZM68 24H69V22H68ZM68 24H66L67 26H68ZM70 24H71V26H73L72 25V23H71V21H70ZM69 24V25H70ZM77 24V23H76ZM104 24V23H103ZM102 24V25H103ZM198 24V23H197ZM214 24V23H213ZM29 25V24H28ZM65 25V26H66ZM92 25V24H91ZM91 25H90V27H91ZM102 25H101V27H102ZM186 25H188V24H186ZM193 25V24H192ZM202 25V24H201ZM200 25V23H199V26H201ZM17 26H18V23H17ZM56 26V25H55ZM203 26V25H202ZM210 26H212V25H210ZM216 26V25H215ZM34 27V26H33ZM70 27V26H69ZM68 27V28H69ZM74 27H76L75 25H74ZM89 27V28H90ZM184 27H185V29H184ZM17 28V30H20V24H19V26L18 27H16ZM52 28V27H51ZM67 28V27H66ZM65 28V29H66ZM67 28V29H68ZM49 29V28H48ZM48 29H47V31H48ZM62 29H64V28H62ZM64 29V30H65ZM70 29H73V27H70L69 29H68V31L70 32L71 30ZM91 29V28H90ZM132 29V30H131ZM74 30V29H73ZM203 30H205V29H203ZM14 31V30H13ZM37 31V30H36ZM52 31V30H51ZM61 31H63V30H61ZM67 31V32H68ZM80 31V32H81ZM0 32H3V30H1L0 29ZM11 32V31H10ZM38 32H39V35H40V31L38 30ZM59 32V31H58ZM64 32V33H63ZM62 33L64 34V35H67L68 33H66L65 34V32L66 31H63ZM74 32V31H73ZM72 32V33H73ZM79 32V31H78ZM89 33H90V31H88ZM203 32V31H202ZM212 32H214V30L212 31ZM28 33V32H27ZM33 33V32H32ZM46 33V32H45ZM45 33H42V34H45ZM61 33V34H62ZM71 33V32H70ZM77 33V32H76ZM75 33V34H76ZM88 33V34H89ZM95 33V32H94ZM11 34V33H10ZM9 34V35H10ZM13 34V33H12ZM11 34V35H12ZM19 34V33H18ZM22 34V33H21ZM28 34H30V33H28ZM54 34V33H53ZM80 34V33H79ZM82 34L83 33H81L80 35L82 36ZM93 34V33H92ZM217 34V33H216ZM34 35V34H33ZM58 35H60V34H58ZM64 35H61V37L63 36V37H65ZM77 35V34H76ZM75 35V37H77ZM80 35H78V36H80ZM84 35V34H83ZM215 35V34H214ZM19 36H22V35H19ZM30 36V35H29ZM71 36V35H70ZM80 36V37H81ZM87 36H89V35H87ZM86 36V37H87ZM124 36V35H123ZM217 36V35H216ZM13 37V36H12ZM18 37V36H17ZM47 37V36H46ZM94 37L92 38V36H91V38L92 39H94ZM210 37H212V36H210ZM3 38V37H2ZM11 38V37H10ZM21 38V37H20ZM19 38V39H20ZM29 38V37H28ZM31 38V37H30ZM29 38V39H30ZM33 38V37H32ZM43 38V37H42ZM55 38V37H54ZM59 38H60V36H59ZM67 38L68 39H73V37L71 36V38H69L68 37V35H67ZM124 37H122V39H123ZM213 38H214V36H213ZM1 39V38H0ZM14 39V38H13ZM12 39V40H13ZM18 39V40H19ZM62 39V38H61ZM75 39V38H74ZM78 39V38H77ZM76 39V40H77ZM82 39V38H81ZM85 39V38H84ZM88 39V38H87ZM85 40V41H89L90 40V38H89V40ZM102 39V38H101ZM9 40H11V39H9ZM28 40V39H27ZM54 40V39H53ZM52 40V41H53ZM56 40V39H55ZM65 40V39H64ZM103 40H105V39H102V41ZM208 40V39H207ZM259 40H261L260 42H259ZM14 41V40H13ZM21 41V40H20ZM30 41V40H29ZM43 41V40H42ZM48 40H46V42H47ZM58 41V40H57ZM67 41V40H66ZM73 41H75V40H73ZM82 41H84V40H82ZM81 41V42H82ZM85 41H84V43H85ZM99 41V40H98ZM101 41V42H102ZM119 41V40H118ZM18 42V41H17ZM45 42V43H46ZM77 42V41H76ZM92 42H94V41H91V43ZM105 42V41H104ZM176 42H178V43H180V44H184V49H183V52H182V50L180 51L179 49H178V47H177V43ZM210 42V41H209ZM10 43V42H9ZM16 43V42H15ZM14 43V44H15ZM29 43V42H28ZM34 43V42H33ZM50 43H51V41H50ZM60 43V42H59ZM68 43V42H67ZM70 43H72V42H70ZM69 43V44H70ZM87 43V42H86ZM88 43H90V42H88ZM90 43V44H91ZM95 43V42H94ZM40 44V43H39ZM53 44V43H52ZM58 44V43H57ZM76 44V43H75ZM102 44H103V42H102ZM105 44V43H104ZM205 44H208L207 46L205 45ZM18 45V44H17ZM23 45H25V43L24 44H22V46ZM26 45H28V44H26ZM60 44H58V46H59ZM64 45V44H63ZM67 45V44H66ZM71 46H72V44H70ZM77 45V44H76ZM94 45V44H93ZM107 45H105V46H107ZM116 45H117V43H116ZM2 46V45H1ZM12 46V44L9 46V48ZM71 46H69V48L71 47ZM80 46H82V45H80ZM84 46V45H83ZM86 46H87V44H86ZM91 46V45H90ZM90 46H89V48H90ZM101 46V45H100ZM18 47V46H17ZM47 47V46H46ZM77 47V46H76ZM93 47L94 46H92L91 48L93 49ZM102 48L101 49H103V46H101ZM2 48V47H1ZM11 48H15V45H14V47H11ZM19 48V47H18ZM27 48V47H26ZM36 48H39L38 46L36 47ZM44 48V47H43ZM60 48V47H59ZM84 48V47H83ZM86 48V47H85ZM99 48V47H98ZM113 48H115L114 46H113ZM181 48V47H180ZM20 49V48H19ZM40 49V48H39ZM50 49H52V48H50ZM56 49H58V48H56ZM71 49H73L74 50V47H71ZM112 49V48H111ZM0 50H4V49H0ZM13 50H16V49H13ZM33 50V49H32ZM59 50V49H58ZM76 50V49H75ZM74 50V51H75ZM89 51H90V49H88ZM100 50V49H99ZM104 50H106V52L107 51H109V50H107V48L106 47H104ZM103 50V51H104ZM114 50H116V49H114ZM114 50H113V52H114ZM119 50V49H118ZM18 51V50H17ZM22 51V50H21ZM24 51V50H23ZM54 51V50H53ZM67 51H68V48H67ZM69 51H71V50H69ZM78 51H80L79 50V47H78ZM86 51V50H85ZM85 51H83L84 53H85ZM102 51V52H103ZM16 53V52H15ZM28 53V52H27ZM52 53V52H51ZM61 53V52H60ZM64 53V52H63ZM69 53H71V52H69ZM75 53V52H74ZM76 53H77V51H76ZM101 53V52H100ZM115 53V52H114ZM123 53V52H122ZM183 55H182V54ZM197 53H196V55H197ZM5 54V53H4ZM8 54V53H7ZM32 54V53H31ZM39 54V53H38ZM86 54V53H85ZM88 54L90 55V52H88ZM103 54V53H102ZM110 55H111V53H109ZM191 54V53H190ZM1 55V54H0ZM44 55V54H43ZM50 55V54H49ZM73 55V54H72ZM104 55V54H103ZM115 55H117V54H115ZM119 55H118V57H119ZM200 55V54H199ZM199 55H198V57H199ZM210 55V56H211ZM53 56V55H52ZM85 56V55H84ZM93 56V55H92ZM102 55H100V57H101ZM104 56H106V55H104ZM192 56V55H191ZM201 56V55H200ZM203 56V55H202ZM5 57V56H4ZM15 57V56H14ZM21 57V56H20ZM32 57H34V56H32ZM64 57V56H63ZM68 57V56H67ZM67 57L65 58L66 60H67ZM108 57V56H107ZM187 57V56H186ZM3 58V57H2ZM10 58H11V56H10ZM9 58V59H10ZM27 58V57H26ZM42 58V57H41ZM47 58H48V56H47ZM70 58V57H69ZM94 58V57H93ZM101 58H103V56L101 57ZM105 58V57H104ZM117 58V57H116ZM120 58H117V59H120ZM200 58V57H199ZM206 58V57H205ZM210 58V57H209ZM208 57L206 58V60L207 59H209ZM7 59V58H6ZM5 59V60H6ZM30 59V58H29ZM49 59V58H48ZM53 59V58H52ZM64 59V60H65ZM111 59H113V57H111ZM196 59H198V58H196ZM203 59V58H202ZM16 60V59H15ZM19 60V59H18ZM37 60V59H36ZM58 60V59H57ZM63 60V59H62ZM63 60V61H64ZM69 60V59H68ZM101 60H104V59H101ZM101 60H100V62H101ZM108 60V59H107ZM115 60V59H114ZM121 60V61H122ZM204 60V59H203ZM214 60V59H213ZM3 61H4V59H3ZM10 62H11V60H9ZM17 61V60H16ZM22 60H20V62H21ZM43 61H44V59H43ZM52 61V60H51ZM69 61H71V60H69ZM95 61V60H94ZM99 61V60H98ZM109 61H110V63L113 65V60L111 61L110 59H109ZM197 61V60H196ZM202 61V60H201ZM27 62V61H26ZM55 62V61H54ZM57 62V61H56ZM59 62V61H58ZM57 62V63H58ZM99 62V63H100ZM103 62V61H102ZM116 62V61H115ZM119 62V61H118ZM117 62V63H118ZM123 62V61H122ZM121 62V63H122ZM199 62V61H198ZM197 62V63H198ZM203 62L204 61H202V63H201V65L203 64ZM211 62V61H210ZM5 61L4 62H0V65H1V67H2V71H0V72H3V74H9V71L8 70H5L4 69V66L3 65H5ZM13 63V62H12ZM15 63V62H14ZM73 63H74V61H73ZM108 61H107V65H108ZM120 63V64H121ZM185 63H187V62H185ZM36 64V63H35ZM48 64V63H47ZM60 64V63H59ZM104 64V63H103ZM102 64V65H103ZM111 64H109V65H111ZM124 64V63H123ZM123 64H121V66H123ZM193 64V63H192ZM10 65V64H9ZM21 65V64H20ZM49 65V64H48ZM74 65V64H73ZM78 65V64H77ZM75 66V67H78V66ZM92 67H91V73H92V77H91V82H90V84H91V89H92V91H93V98L92 99H95V101H97V93H98V88H99V78H97V77H99L100 75H101V73H99L100 72V70L98 69L97 70V63L96 62H93L92 64ZM105 65H106V63H105ZM108 65V67H110ZM187 65V64H186ZM189 65H191V64H189ZM195 65H197V64H195ZM200 65V64H199ZM199 65H197V66H199ZM208 65H211V64H209L208 63ZM207 65V66H208ZM11 66V65H10ZM9 66V67H10ZM59 66V65H58ZM100 66H101V63H100ZM116 66H118V65H116ZM206 66V67H207ZM217 66V65H216ZM15 67H16V65H15ZM55 67V66H54ZM104 67V66H103ZM113 67V66H112ZM120 67V65L118 66V68ZM187 67V66H186ZM204 67V66H203ZM204 68L205 70H209L210 68H212V66L208 69V67L207 68ZM6 68H7V66H6ZM11 68H13L12 66H11ZM45 68V67H44ZM59 68V67H58ZM122 68V67H121ZM191 68H193V69H195L194 67H191ZM198 68V67H197ZM213 68H214V66H213ZM212 68V70L214 71V69ZM10 69V68H9ZM23 69V68H22ZM46 69V68H45ZM80 69V68H79ZM88 69V68H87ZM103 69V68H102ZM102 69H101V71H102ZM188 69V68H187ZM1 70V69H0ZM43 70V69H42ZM51 70V69H50ZM68 70V69H67ZM75 70V69H74ZM104 70H106V69H104ZM103 70V71H104ZM190 70V69H189ZM14 71V70H13ZM16 71V70H15ZM44 71V70H43ZM69 71V70H68ZM97 71H99L98 73H99V76H97V75H95V74H97ZM193 71V70H192ZM201 71V70H200ZM12 72V71H11ZM23 72V71H22ZM47 72V71H46ZM65 72V71H64ZM74 72V71H73ZM73 72H68V73H66V74H64V77L61 79H59V85H61L62 87H63V93H64V95H65V97L67 96V99L65 100V104H66V110H67V112H70V110L73 108V107H75L76 105H75V101L76 100H79L80 99V97H81V95H80V93L77 91V90H75V89H73V88H71V86L68 84L69 82H72V81H75V73H73ZM106 72V71H105ZM105 72H104V76H105ZM185 72V73H184ZM190 72H191V70H190ZM199 72V71H198ZM202 72V71H201ZM203 72H204V70H203ZM207 72V71H206ZM208 73V72H207ZM11 74V73H10ZM25 74V73H24ZM36 74H37V72H36ZM35 74V75H36ZM41 74V73H40ZM54 74V73H53ZM188 75H189V73H187ZM199 75L198 73H194L193 75ZM201 74H203V73H201ZM200 74V75H201ZM22 75V74H21ZM55 75V74H54ZM83 75H85V74H83ZM204 75V74H203ZM206 75H204V76H206ZM8 76H10V75H8ZM40 76V75H39ZM45 76L47 77V75L45 74ZM103 76V77H104ZM191 77H193V76H191ZM194 77H196V76H194ZM193 77V78H194ZM202 76H198L197 78H198V80H199V78H201ZM12 78V77H11ZM23 78V77H22ZM31 78V77H30ZM38 78H40V77H38ZM65 78H69V82L68 81H66V79ZM189 78V77H188ZM193 78H192V81H193ZM204 78V77H203ZM2 79V78H1ZM10 79V78H9ZM24 79V78H23ZM41 80L43 79V78H40ZM158 79H161V80H159V82L161 81L162 82V80H167V81H171L172 83H181L182 84V86L178 89V90H176L172 95H173V97H172V95H165L166 97H165V99H163V98H157V96L155 95V88H157L158 86H157V83H158ZM189 79H191V78H189ZM195 79V78H194ZM206 79V78H205ZM205 79H203V80H205ZM11 80V79H10ZM25 80V79H24ZM82 80V79H81ZM90 80V79H89ZM202 80V79H201ZM30 81V80H29ZM36 81H38V80H36ZM5 82V81H4ZM10 82V81H9ZM8 82V83H9ZM23 82V81H22ZM41 82V81H40ZM81 82V81H80ZM79 82V83H80ZM183 82V83H182ZM187 82V81H186ZM197 82H199V81H197ZM163 83H165V82H163ZM190 83V82H189ZM192 83V85H193V82H191ZM200 83V82H199ZM198 83V84H199ZM203 83V82H202ZM10 84V83H9ZM32 84V83H31ZM134 84L132 85V87H134ZM160 84V83H159ZM162 84V83H161ZM165 84H167V82L165 83ZM171 84V83H170ZM180 84V85H181ZM187 84H188V82H187ZM195 84V83H194ZM197 84V83H196ZM195 84V85H196ZM204 84V83H203ZM203 84H202V86H203ZM5 85V84H4ZM39 85V84H38ZM191 85V86H192ZM11 86V85H10ZM161 86V85H160ZM159 86V87H160ZM194 86V85H193ZM197 86H199V85H197ZM196 86V87H197ZM205 86V85H204ZM23 87V86H22ZM85 87V86H84ZM83 87V88H84ZM130 87V86H129ZM166 88H167V86H165ZM200 87V86H199ZM199 87H198V89H199ZM170 88L171 87H169V90H170ZM176 88V87H175ZM201 88V87H200ZM8 89V88H7ZM10 89V88H9ZM35 89V88H34ZM100 89V88H99ZM137 89V88H136ZM157 89H159V88H157ZM156 89V90H157ZM164 89V88H163ZM162 89V90H163ZM193 89H194V87H193ZM202 89V88H201ZM204 89V88H203ZM5 90V89H4ZM3 90V91H4ZM58 90V89H57ZM131 90V89H130ZM139 90V89H138ZM174 90V89H173ZM197 90V89H196ZM195 89H194V91H196ZM2 91V92H3ZM7 91V90H6ZM59 91V90H58ZM80 91V90H79ZM86 91V90H85ZM166 91H168V90H166ZM165 91V92H166ZM177 91H179V92H177ZM200 91V90H199ZM12 92V91H11ZM40 92V91H39ZM128 92H129V90H128ZM132 92V91H131ZM163 92H164V90H163ZM162 92V93H163ZM188 92H189V90H188ZM187 92V93H188ZM7 93V92H6ZM6 93H4L3 92V95L5 96V94ZM46 93V92H45ZM103 92H101V93H99L100 94V96H101V94H102ZM157 93H159L158 91H157ZM161 93V92H160ZM162 93H161V95H162ZM195 93V92H194ZM198 94L200 93V92H197ZM12 94H14V93H12ZM89 94V93H88ZM98 94V95H99ZM131 94V93H130ZM133 94H135V96H136V92L135 93H133ZM140 94V95H141ZM170 94V93H169ZM190 94V93H189ZM188 94V95H189ZM7 95V94H6ZM15 95V94H14ZM26 95V94H25ZM126 95V94H125ZM160 95V96H161ZM17 96V95H16ZM20 96V94L17 96V97H14L15 99L16 98H18ZM30 96V95H29ZM85 96V95H84ZM88 96V95H87ZM128 96H130V95H128ZM159 96V97H160ZM191 96V95H190ZM201 96H203L204 97V95H201ZM6 97V99H8L7 98V96H5ZM26 97V96H25ZM86 97V96H85ZM92 97V96H91ZM126 97V96H125ZM134 97V96H133ZM137 97V96H136ZM140 96H138L137 97V100L138 99H141V98H139ZM164 97V96H163ZM4 98V97H3ZM2 97H1V99H3ZM11 98H12V96H11ZM19 98H21V97H19ZM199 98H201L200 97V95H199ZM204 98V100H206ZM5 99V100H6ZM27 99V98H26ZM30 100L32 99V98H29ZM102 99V100H101ZM127 99V98H126ZM128 99H129V97H128ZM133 99L134 98H132V99H130L131 101H133ZM167 99V100H166ZM21 100V99H20ZM208 100H206V101H208ZM229 100H230V98H229ZM11 101V100H10ZM16 101V103H18L17 101L18 100H15ZM31 101H33V100H31ZM88 101V100H87ZM131 101H129L128 103H130ZM140 100H138V101H136V102H139ZM203 101V100H202ZM201 101V102H202ZM3 102V101H2ZM7 102V101H6ZM21 104H22V102L23 101H19ZM72 103V105L71 106H69V105H67V103ZM90 102V101H89ZM175 102H176V106L174 107L175 108V113L174 114H176V109H177V112H179V114L180 115H182L184 118H187V121H188V124H189V126L191 127V128H193L194 126V124H196V120H198V119H196L197 118V114L198 115H201V114H199V112L197 113V109H198V107H197V109H196V107H195V105H193V104H190L188 107H187V105H185L184 103H182V102H180V101H178L177 99L175 100ZM15 103V104H16ZM123 103V102H122ZM122 103L120 104V105H122ZM191 103H192V100H191ZM196 103V102H195ZM232 103V102H231ZM237 102L235 101V104H236ZM6 104V103H5ZM27 104H28V102H27ZM83 104V103H82ZM88 104V103H87ZM113 104V105H112ZM126 104V103H125ZM138 104L139 103H137V106H138ZM140 104H141V102H140ZM187 104V103H186ZM202 104V105H203ZM9 105V104H8ZM18 105V104H17ZM90 105V104H89ZM91 105L93 106V104L91 103ZM90 105V106H91ZM99 105V104H98ZM102 105V104H101ZM101 105H100V107H101ZM127 105V104H126ZM174 105H175V103H174ZM9 106H11V105H9ZM19 106H21V105H19ZM82 106V105H81ZM88 107V108H90L91 109V107ZM135 106V105H134ZM141 106V105H140ZM139 106V108L138 109H140L141 107ZM84 107H86V106H84ZM103 108H104V105L102 106ZM102 107H101V109H102ZM108 107V106H107ZM122 107V106H121ZM168 107V106H167ZM200 107V106H199ZM9 108V107H8ZM13 108V107H12ZM19 108V107H18ZM28 108V107H27ZM97 108V107H96ZM203 108H205V107H203ZM203 108H201V109H203ZM21 109V108H20ZM37 110L39 109L38 108V106H37V108H36ZM80 109V108H79ZM106 109V108H105ZM105 109H102V110H105ZM111 109H113V107H111ZM122 109H123V107H122ZM132 109H133V107H132ZM137 109V108H136ZM135 108H134V110H136ZM136 110L135 112H136V114L138 115V114H140L139 112H141V111H139V110ZM168 109L170 110V108L168 107ZM168 109H167V111H168ZM173 109V108H172ZM200 109V110H201ZM207 109V108H206ZM13 110V109H12ZM98 110H99V108H98ZM11 111V110H10ZM13 111H15V110H13ZM90 111V110H89ZM88 111V112H89ZM166 111V112H167ZM207 111V110H206ZM210 111H208L209 113H210ZM17 112H18V110H17ZM16 112V113H17ZM27 112H28V110H27ZM84 112H86V110L84 111ZM93 112V111H92ZM98 112V111H97ZM112 112H113V110H112ZM130 112V111H129ZM171 112V111H170ZM15 113V114H16ZM18 113H20V112H18ZM22 113V112H21ZM100 114H101V117H102V113L101 112H99ZM110 114H111V112H109ZM201 113L204 115V113L201 111ZM9 114V113H8ZM14 114V115H15ZM47 114V113H46ZM88 114H90V113H88ZM105 114V113H104ZM132 114V113H131ZM143 114V113H142ZM146 114H143V115H146ZM147 114V115H148ZM168 114V113H167ZM167 114L165 115V117L167 116ZM40 115H41V113H40ZM39 115V116H40ZM128 115V114H127ZM136 115V116H137ZM145 116V117H147V119L149 118L148 116ZM171 115V114H170ZM209 115V114H208ZM214 115V116H215ZM29 117H31V115L29 114L28 115ZM47 116H49V115H47ZM110 116V115H109ZM134 116V115H133ZM135 116V117H136ZM202 116V115H201ZM213 115H212V113H211V118H213L212 117ZM38 117V116H37ZM93 117V120H95L94 119V116H92ZM105 117V118H104ZM106 117H108V116H103L102 117V119H103V122L105 121L104 119H106ZM141 117L143 118V116L141 115ZM171 117V116H170ZM206 116L204 115V117H202V118H205ZM34 118V117H33ZM43 117L41 116V119H42ZM75 118V117H74ZM86 118V117H85ZM113 118H114V116H113ZM173 118V117H172ZM175 118H176V116H175ZM178 118V117H177ZM201 117H200V119H202ZM215 118V117H214ZM213 118V119H214ZM240 118H241V116H240ZM101 119V120H102ZM133 119V118H132ZM155 119V118H154ZM206 119V118H205ZM212 119V120H213ZM29 120V119H28ZM35 120H37V119H35ZM76 120V119H75ZM108 120V119H107ZM106 120V121H107ZM114 120V119H113ZM129 120V119H128ZM142 120V119H141ZM141 120H139L138 119V121L140 122ZM153 120V119H152ZM169 120V119H168ZM178 120V119H177ZM24 121V120H23ZM31 121H32V119H31ZM68 121V120H67ZM90 121V120H89ZM138 121H137V118H136V122L135 123H138ZM144 121V120H143ZM151 121V120H150ZM149 120H148V122H150ZM157 121V120H156ZM171 121V122H170ZM174 121V120H173ZM178 121H180V120H178ZM186 121V120H185ZM203 121V120H202ZM205 121V120H204ZM211 121V120H210ZM36 122H38V121H36ZM61 122V121H60ZM77 122V121H76ZM95 122V121H94ZM102 122V121H101ZM102 122V123H103ZM108 122V121H107ZM107 122L105 123H103V124H107ZM113 122H115V120L113 121ZM206 122H208V121H205V123ZM216 122H217V119H216ZM216 122H214V120L212 121V123H216ZM242 122V121H241ZM25 123V122H24ZM39 123V122H38ZM68 123V122H67ZM83 123V122H82ZM85 123V122H84ZM96 123V122H95ZM98 123V122H97ZM109 123V122H108ZM112 123V122H111ZM117 123V122H116ZM129 123V122H128ZM134 123V122H133ZM134 123V124H135ZM154 122H152V124H153ZM172 123V120H169V126H171L170 124ZM186 123V122H185ZM211 123V122H210ZM209 123V124H210ZM212 123H211V125H212ZM248 123V122H247ZM21 124V123H20ZM65 124H66V122H65ZM73 124V123H72ZM86 124V123H85ZM89 124H90V122H89ZM93 124V123H92ZM92 124H90V125H92ZM101 124V123H100ZM141 124H144L143 122H141ZM157 124H158V121H157ZM156 124V126H158ZM174 124H176L177 125V123H174ZM179 124V123H178ZM44 126V124H41V126ZM46 125V124H45ZM68 125V124H67ZM110 125V124H109ZM122 125V124H121ZM154 125V124H153ZM167 125H168V123H167ZM173 125V124H172ZM216 125V124H215ZM217 125H218V123H217ZM28 126V125H27ZM61 126H62V124H61ZM74 126H76V125H74ZM88 126V125H87ZM93 126V125H92ZM94 126H96V124L94 125ZM93 126V127H94ZM133 126V125H132ZM136 126H139L138 124L136 125ZM175 125H173V127H174ZM199 126V125H198ZM33 127V126H32ZM40 127V126H39ZM72 127V129H73V126H70V128ZM134 127V126H133ZM154 127V126H153ZM177 127V126H176ZM180 127V126H179ZM203 127V126H202ZM207 127V126H206ZM211 127V126H210ZM214 127V126H213ZM212 127V128H213ZM218 127V126H217ZM35 128V127H34ZM69 128V129H70ZM89 128V127H88ZM87 128V129H88ZM96 127H94V130H96L95 129ZM105 128H108V127H106L105 126ZM135 128V127H134ZM139 128V127H138ZM137 128V129H138ZM156 128V127H155ZM158 128V127H157ZM187 128V127H186ZM190 128V129H191ZM200 128V127H199ZM198 128V129H199ZM205 128V127H204ZM47 129V128H46ZM90 129H92V128H90ZM109 129V128H108ZM111 129V128H110ZM113 129H114V127H113ZM112 129V130H113ZM125 129H127V128H125ZM125 129H124V131H125ZM132 129V128H131ZM150 129H152V128H150V126H145L144 127V131L147 133V132H149L150 131ZM167 129H169V127L167 128ZM171 131H172V126H171ZM174 129V128H173ZM177 129V130H176ZM175 129V131H178V127ZM197 129V128H196ZM29 130V129H28ZM55 130V129H54ZM58 129H56V131H57ZM102 130V129H101ZM128 130H129V128H128ZM127 130V131H128ZM160 130V129H159ZM158 130V131H159ZM186 130V129H185ZM201 130V129H200ZM217 130V129H216ZM242 130V129H241ZM30 131V130H29ZM28 131V132H29ZM50 131V130H49ZM59 131V130H58ZM57 131V132H58ZM69 131V130H68ZM107 131V130H106ZM123 131V130H122ZM124 132V134L125 133H128V132ZM131 130H129V132H130ZM137 130H135V132H136ZM152 131V130H151ZM150 131V132H151ZM161 131V130H160ZM202 131V130H201ZM200 131V132H201ZM207 132H208V130H206ZM205 131V132H206ZM213 132V130L211 129L207 134L208 135H210L211 137H212V135L213 134H211L210 132ZM214 131H215V127H214ZM45 132V131H44ZM44 132H40V133H44ZM60 132V131H59ZM72 132V131H71ZM77 132V131H76ZM105 132V131H104ZM103 132V133H104ZM132 132V131H131ZM188 132V131H187ZM186 132V133H187ZM204 132V133H205ZM216 132V131H215ZM215 132H213V133H215ZM46 133V132H45ZM44 133V134H45ZM48 133V132H47ZM63 133H64V131H63ZM67 133V132H66ZM92 133V132H91ZM95 133H98V132H95ZM133 133V132H132ZM131 133V134H132ZM152 133V132H151ZM172 134H174L173 132H171ZM201 133H203V132H201ZM210 133V134H209ZM219 133V132H218ZM43 134V135H44ZM93 134V133H92ZM123 134V135H124ZM154 133H152V135H153ZM170 134V133H169ZM171 134V135H172ZM177 134V133H176ZM187 134H189V133H187ZM200 134V133H199ZM240 134V135H239ZM34 135V134H33ZM39 136H40V134H38ZM46 135V134H45ZM51 135V134H50ZM86 135V134H85ZM94 135V134H93ZM99 135V134H98ZM127 135H130L129 133L128 134H126V136ZM151 135V136H152ZM159 135V134H158ZM160 135H161V132H160ZM159 135V136H160ZM178 135L180 136V134L178 133ZM203 135H205V134H203ZM217 135V134H216ZM31 135H29V137H30ZM59 136V135H58ZM91 136V135H90ZM96 136V135H95ZM101 136V135H100ZM120 136H122V134L120 135H118L117 134V138L118 137H120ZM125 136V135H124ZM139 136V135H138ZM154 136V135H153ZM173 136V135H172ZM175 136V135H174ZM173 136V137H174ZM197 136V135H196ZM206 136V135H205ZM2 137V136H1ZM41 137V136H40ZM61 137V136H60ZM92 137V136H91ZM130 137V136H129ZM132 137H133V135H132ZM135 137V136H134ZM143 137V136H142ZM150 137V136H149ZM156 137V136H155ZM162 136H160V138H161ZM168 137V136H167ZM176 137L177 138H181V137H178L177 135H176ZM202 137V136H201ZM210 137V138H211ZM220 137H221V134H220ZM39 138V137H38ZM62 138V137H61ZM67 138V137H66ZM88 138V137H87ZM93 138V137H92ZM91 138V139H92ZM105 138V137H104ZM116 138V139H117ZM122 138V137H121ZM126 139H128V137H125ZM125 138H123V139H125ZM154 138V137H153ZM189 138V137H188ZM191 138V137H190ZM206 138V137H205ZM209 138V139H210ZM213 139H214V135H213V137H212ZM45 139V138H44ZM50 139H52V138H50ZM54 139H56V138H54ZM60 139V138H59ZM70 139V138H69ZM74 139V138H73ZM95 139H97V138H95ZM125 139V140H126ZM137 139V138H136ZM143 139V138H142ZM169 139V138H168ZM171 139H173L172 137H171ZM212 139V140H213ZM222 139H224V138H222ZM32 140V139H31ZM41 140V139H40ZM39 140V141H40ZM61 141L63 140V139H60ZM68 140V139H67ZM124 140V141H125ZM140 140V139H139ZM162 140V139H161ZM174 140H175V138H174ZM208 140V139H207ZM211 140V141H212ZM216 140V139H215ZM227 140V139H226ZM245 140V139H244ZM34 141V140H33ZM70 141V140H69ZM69 141H67V142H69ZM81 141V140H80ZM90 141V140H89ZM96 142H97V140H95ZM94 141V142H95ZM100 141V140H99ZM120 141H121V139H120ZM128 141H130V140H128ZM128 141H127V143H126V145L128 146ZM155 141V140H154ZM163 141V140H162ZM170 141H173V140H170ZM170 141L168 140V144H170ZM176 142H177V140H175ZM175 141H173L174 143H175ZM179 141V143H181L182 142V139H181V142H180V140H178ZM200 141H202V140H200ZM210 141V140H209ZM217 141H218V139H217ZM220 141V140H219ZM224 141H225V139H224ZM231 141V140H230ZM48 142V141H47ZM50 142H51V140H50ZM57 142V141H56ZM66 142V141H65ZM73 142H76L77 143V141H73ZM73 142H71V143H73ZM79 142V141H78ZM92 142V141H91ZM118 142H119V139H118ZM117 142V144L119 145V143ZM123 142V141H122ZM167 141H165V143H166ZM207 142V141H206ZM227 142V141H226ZM233 142V141H232ZM237 142V141H236ZM240 142V141H239ZM238 142V143H239ZM244 142V141H243ZM45 143V142H44ZM63 143V142H62ZM76 143H73V144H76ZM131 144H133L134 145V143H132V142H130ZM136 143H138L137 141L135 142V144ZM140 143V142H139ZM142 143H143V141H142ZM163 142H161V144H162ZM164 143V144H165ZM178 143V142H177ZM178 143V144H179ZM212 143H213V141H212ZM217 143V142H216ZM32 144V143H31ZM36 144H37V142H36ZM52 144V143H51ZM59 144V143H58ZM68 144H70V142L68 143ZM72 144V145H73ZM78 144V143H77ZM81 144V143H80ZM154 144L156 145V143L154 142ZM177 144V145H178ZM210 144V143H209ZM219 144V143H218ZM225 144H227V143H225ZM239 144H241V142L239 143ZM38 145V144H37ZM54 145V144H53ZM71 145V144H70ZM69 145V146H70ZM72 145H71V147H72ZM95 145V144H94ZM102 145V144H101ZM100 145V146H101ZM117 145V146H118ZM122 145V144H121ZM124 145H125V142H124ZM138 146H140V145H144V144H137ZM166 145V144H165ZM172 145V144H171ZM181 145V144H180ZM186 145V144H185ZM191 145H193L192 144V142H191ZM213 145V144H212ZM215 145V144H214ZM213 145V146H214ZM0 146H1V148H2V150H3V154H4V156L6 157V152H5V150L3 149V146L1 145V143H0ZM46 146V145H45ZM48 146V145H47ZM67 146V145H66ZM82 146H83V144H82ZM85 146H86V144H85ZM99 146V145H98ZM97 146V147H98ZM123 146V145H122ZM121 146V147H122ZM158 146V145H157ZM159 146H161V145H159ZM174 145H172V147H170V148H175V147H173ZM176 146V145H175ZM179 146V145H178ZM183 146V145H182ZM181 146V147H182ZM187 146V145H186ZM220 146V145H219ZM49 147V146H48ZM50 147H52V146H50ZM86 147H88V148H90L89 146H86ZM137 147V146H136ZM180 147V146H179ZM177 148V149H179V150H182V149H180V148ZM226 147V146H225ZM224 147V148H225ZM46 148V147H45ZM44 148V149H45ZM63 148V147H62ZM67 148V147H66ZM65 148V149H66ZM69 148V147H68ZM67 148V149H68ZM94 148H96V147H94ZM123 148H124V146H123ZM122 148V149H123ZM129 148H131V147H129ZM129 148H127V149H129ZM141 147H139V149H140ZM161 148H164V150H165V147L163 146V147H161ZM175 148V150H176V153H178L177 152V149ZM183 148H184V146H183ZM194 149H195V147H193ZM192 148V149H193ZM235 148V147H234ZM238 148V147H237ZM54 149V148H53ZM65 150V152L67 151L68 152V150ZM70 149V148H69ZM75 149V148H74ZM81 149V148H80ZM125 149V148H124ZM126 149V150H127ZM131 149H133V148H131ZM136 149V148H135ZM138 149V150H139ZM157 149V148H156ZM155 149V150H156ZM166 149H167V147H166ZM207 149V148H206ZM229 149H230V147H229ZM49 150H51L50 148H49ZM63 150V149H62ZM61 150V151H62ZM79 150V149H78ZM90 150V149H89ZM137 150V151H138ZM142 150V149H141ZM140 150V151H141ZM143 150H144V148H143ZM163 150V151H164ZM178 150V151H179ZM189 150V149H188ZM196 150V149H195ZM207 150H209V149H207ZM226 149H224V151H225ZM237 150V149H236ZM44 151V150H43ZM73 152V150H69V152ZM76 151V150H75ZM87 151V150H86ZM100 151V150H99ZM125 151V150H124ZM130 151H133V150H130ZM136 151V150H135ZM139 151V152H140ZM157 151H159V150H157ZM167 151H168V149H167ZM166 151V152H167ZM174 151V150H173ZM213 151H216L215 149H213ZM233 151H234V149H233ZM52 152V151H51ZM67 152H66V154H67ZM106 152V151H105ZM127 152H128V150L127 151H125V153H126V155H127ZM141 152H143V151H141ZM184 152H185V148L183 149V154H184ZM199 152V151H198ZM207 152V151H206ZM219 152V151H218ZM223 152V151H222ZM229 151L227 150V153H228ZM15 153V152H14ZM53 153V152H52ZM76 153V152H75ZM116 153V152H115ZM124 153V152H123ZM124 153V154H125ZM129 153V152H128ZM135 153H137V152H135ZM145 153V152H144ZM164 152H162V154H163ZM170 153V152H169ZM173 153H175V152H173ZM180 153H181V151H180ZM189 153V152H188ZM213 153V152H212ZM53 154H55V151H54V153ZM56 154H58V153H56ZM72 154H74V152L72 153ZM86 154H87V152H86ZM95 154V153H94ZM138 154V153H137ZM137 154H133V155H137ZM143 154V153H142ZM179 154V153H178ZM177 154V155H178ZM185 154H186V152H185ZM184 154V155H185ZM190 154V153H189ZM199 154V153H198ZM197 154V155H198ZM217 154V153H216ZM222 154V153H221ZM230 154V153H229ZM228 154V155H229ZM232 155H233V153H231ZM40 155H42V154H40ZM68 155H71V154H69L68 153ZM106 155H108V154H106ZM105 155V156H106ZM122 155V154H121ZM154 155H155V153H154ZM159 155V154H158ZM170 155V154H169ZM209 155H210V153H209ZM219 156V158L221 159V157L220 156H222V155H220V154H218ZM223 155H225L224 154V152H223ZM227 155V154H226ZM232 155H229V157L230 156H232ZM8 156V155H7ZM58 156V155H57ZM65 156V155H64ZM83 156V155H82ZM110 156H111V154H110ZM119 156V155H118ZM125 156V155H124ZM128 156H132V154L130 153L129 155H127V158H128ZM135 156H133V157H135ZM161 156V155H160ZM159 156V157H160ZM173 156V155H172ZM179 156V155H178ZM182 156V155H181ZM190 156V155H189ZM199 156V155H198ZM205 156V155H204ZM212 156H214V155H212ZM18 157V156H17ZM50 157V156H49ZM55 157V156H54ZM70 157V156H69ZM71 157H73V156H71ZM113 157V156H112ZM137 157V156H136ZM143 157V156H142ZM154 157V156H153ZM158 157V158H159ZM176 156H174V159H177V158H179V157H176ZM223 158H226V156L224 157V156H222ZM228 157V158H229ZM37 158V157H36ZM61 158V157H60ZM74 158H76V157H74ZM74 158H70V161L72 160V159H74ZM83 158V157H82ZM124 158V157H123ZM155 158V157H154ZM153 158V159H154ZM162 158H163V155H162ZM172 158V157H171ZM181 158H183V157H181ZM186 158H188L187 156H186ZM185 158V159H186ZM222 158V159H223ZM227 158V159H228ZM38 159V158H37ZM51 159V158H50ZM125 159H126V157H125ZM141 159V158H140ZM146 159V158H145ZM189 159V158H188ZM201 159V158H200ZM209 159V158H208ZM42 160V159H41ZM46 160V159H45ZM65 160H68V159H65ZM65 160H63V161H61V162H64ZM80 160V159H79ZM122 160H124V159H122ZM129 160H131V158H129L127 161H129ZM132 160H138V159H132ZM132 160H131V162H132ZM143 160H144V158H143ZM162 161H163V159H161ZM172 160V159H171ZM178 160V159H177ZM180 160V159H179ZM184 160V159H183ZM225 160V159H224ZM233 160V159H232ZM232 160H230L229 159V161L230 162H232ZM100 161V160H99ZM103 161V160H102ZM101 161V162H102ZM107 161V160H106ZM112 161V160H111ZM146 161V160H145ZM144 161V162H145ZM209 161V160H208ZM226 161V160H225ZM71 162H73V161H71ZM82 162L85 164V160L84 159H82ZM81 162V163H82ZM122 162V161H121ZM138 163V164H136L137 166H135V164L134 163ZM136 162H133V164H134V166L137 168L138 167V165H139V161H136ZM142 162V161H141ZM143 162V163H144ZM175 164H177V161L175 160ZM185 162V161H184ZM199 162V161H198ZM228 162V161H227ZM226 162V163H227ZM229 162V163H230ZM49 163V162H48ZM51 163V162H50ZM58 163V162H57ZM78 163V162H77ZM76 163V164H77ZM80 163V162H79ZM106 163V162H105ZM125 163V162H124ZM123 163V164H124ZM143 163H142V165H143ZM147 163V162H146ZM146 163H144V165L145 166H147V164ZM164 163V161L161 163V164H163ZM173 163H174V161H173ZM200 163V162H199ZM225 163V162H224ZM223 163V164H224ZM233 163V162H232ZM39 164V163H38ZM64 164H67V163H65L64 162ZM68 164H70L69 163V161H68ZM114 164V163H113ZM130 164H132V163H130ZM179 164H181V163H179ZM193 164V163H192ZM207 163H205L204 165H206ZM213 164V163H212ZM222 164V163H221ZM71 165V164H70ZM74 165V164H73ZM92 165V164H91ZM117 165V164H116ZM115 165V166H116ZM173 165V164H172ZM186 165V164H185ZM190 165V164H189ZM231 165V164H230ZM233 165V164H232ZM23 166V165H22ZM59 166H62V165H59ZM58 166V167H59ZM64 166V165H63ZM63 166H62V168H63ZM72 166V165H71ZM75 166V165H74ZM98 166V165H97ZM105 166H106V164H105ZM140 166V165H139ZM144 166V167H145ZM149 166V165H148ZM169 166V165H168ZM174 166V165H173ZM177 166H178V164H177ZM191 166V165H190ZM206 166H208V165H206ZM224 166H225V164H224ZM26 167V166H25ZM29 167V166H28ZM67 167V166H66ZM69 167V166H68ZM76 167V166H75ZM77 167H78V165H77ZM88 167V166H87ZM94 167V166H93ZM124 167V168H123ZM121 166V169H120V172H121V174L123 175V176H125L124 174H125V172H127L126 170V167L125 166ZM161 167V166H160ZM178 167H180V166H178ZM188 167V166H187ZM186 167V168H187ZM221 167V166H220ZM231 167V166H230ZM234 167V166H233ZM30 168V167H29ZM28 168V169H29ZM44 168V167H43ZM48 168V167H47ZM79 168V167H78ZM118 168H119V166H118ZM128 168V167H127ZM135 168V169H136ZM138 168H141V167H138ZM137 168V169H138ZM147 168V167H146ZM152 168H154V167H152ZM158 169H159V167H157ZM181 168H183V167H181ZM191 168H193V166L191 167ZM207 168V167H206ZM223 169H225L224 167H222ZM226 168H228V166H226ZM232 168V167H231ZM231 168H230V173H232V172H234V171H232V170H235V169H233L232 168V170H231ZM234 168H236V170H235V172L234 173H236V171H237V167H234ZM40 169H42L41 167H40ZM59 169H60V167H59ZM65 169V168H64ZM80 169H82L81 167H80ZM102 169V168H101ZM116 169H117V167H116ZM143 169V168H142ZM142 169H140V170H142ZM174 169V168H173ZM179 169V168H178ZM208 169H210V168H208ZM45 170V169H44ZM57 170V169H56ZM68 170V169H67ZM66 170V171H67ZM69 170H70V168H69ZM72 170V169H71ZM70 170V171H71ZM83 170V169H82ZM93 170H94V168H93ZM132 170V169H131ZM149 170V169H148ZM154 170V169H153ZM164 170V169H163ZM167 170V169H166ZM176 170V169H175ZM180 170V169H179ZM205 170V169H204ZM226 170V169H225ZM229 170V169H228ZM58 171V170H57ZM61 171V170H60ZM85 171V170H84ZM114 171V170H113ZM137 171V170H136ZM143 171V170H142ZM154 171H156V168H155V170ZM182 171V170H181ZM184 171V170H183ZM182 171V172H183ZM189 171H191L190 169H189ZM189 171H188V169H187V174H185L186 173V171H184L183 173L185 174V176H187V178L189 177V175H190V173H189ZM193 171V170H192ZM211 170H209V172H210ZM213 171V170H212ZM220 171H221V169H220ZM232 171V172H231ZM33 172V171H32ZM61 172H65V171H61ZM68 172V171H67ZM76 172H77V170H76ZM117 172V171H116ZM144 172V171H143ZM150 172V171H149ZM148 172V173H149ZM161 172V171H160ZM166 172V171H165ZM214 172V171H213ZM218 172V171H217ZM226 172H227V170H226ZM226 172H225V175H227L226 174ZM45 173V172H44ZM55 173H57V172H55ZM58 173H60L59 171H58ZM58 173H57V175H58ZM71 173H74V172H71ZM80 173H82V171L80 172ZM85 173V172H84ZM99 173V172H98ZM113 173V172H112ZM129 173H131L130 172V170H129ZM156 173V172H155ZM159 173V172H158ZM168 173V172H167ZM166 173V174H167ZM193 173H196V172H193ZM198 173V172H197ZM212 173V172H211ZM210 173V174H211ZM222 173V172H221ZM224 173V172H223ZM228 173H229V171H228ZM229 173V174H230ZM245 173H247L246 175H245ZM28 174V173H27ZM103 174V173H102ZM127 174H128V172H127ZM152 174H153V172H152ZM151 174V175H152ZM157 174V173H156ZM164 174V173H163ZM175 174V173H174ZM177 174V173H176ZM210 174H208V175H210ZM212 174H214V173H212ZM211 174V175H212ZM28 175H30V174H28ZM38 175V174H37ZM67 175V174H66ZM69 175V174H68ZM68 175H67V177H68ZM72 175V174H71ZM76 175H78V174H76ZM76 175H75V177H76ZM80 175V174H79ZM134 175V174H133ZM139 175H140V173H139ZM146 174L144 173V176H142V177H147V176H145ZM149 175V174H148ZM155 175V174H154ZM158 175V174H157ZM156 175V176H157ZM165 175V174H164ZM168 175V174H167ZM167 175H165V176H167ZM210 175V176H211ZM216 175V174H215ZM218 175H219V173H218ZM231 175V174H230ZM32 176H34V175H32ZM31 176V177H32ZM54 176V175H53ZM62 176V175H61ZM89 176V175H88ZM136 176V175H135ZM159 176V175H158ZM170 176V175H169ZM177 176V175H176ZM179 176H180V174H179ZM198 176V175H197ZM205 176V175H204ZM213 176V175H212ZM220 176H221V174H220ZM235 176V175H234ZM30 177V176H29ZM55 177V176H54ZM66 176H65V179L67 178ZM112 177V176H111ZM120 177V176H119ZM149 177H150V175H149ZM206 177V176H205ZM214 177V176H213ZM216 177V176H215ZM38 178V177H37ZM59 178H61V177H59ZM69 178H70V176H69ZM77 178V177H76ZM98 178V177H97ZM125 178V177H124ZM132 178H133V176H132ZM158 178V177H157ZM169 178V177H168ZM167 178V179H168ZM177 178H179V177H177ZM219 178V177H218ZM218 178H215V179H217L218 181H219V179ZM221 178H222V176H221ZM227 178V177H226ZM232 178H234V177H232ZM234 178V179H235ZM53 179H58V178H53ZM68 179V178H67ZM78 179V178H77ZM121 179V178H120ZM131 179V178H130ZM134 179V178H133ZM146 179V181H148V178H145ZM151 179H153V178H151L150 177V180ZM183 179V178H182ZM189 179V178H188ZM198 179V178H197ZM196 179V180H197ZM224 179H225V177H224ZM33 180V179H32ZM74 180V179H73ZM80 180V179H79ZM90 180V179H89ZM125 180V179H124ZM141 180H143V178L141 179ZM140 180V181H141ZM170 180V179H169ZM190 180H192L191 178H190ZM189 180V182H191ZM208 180V179H207ZM226 180V179H225ZM225 180H223V178H222V180L220 179V184L221 185H223L221 182L223 181H225ZM41 181V180H40ZM46 181V180H45ZM60 181V180H59ZM62 181H63V179H62ZM61 181V182H62ZM65 181V180H64ZM75 181H76V179H75ZM81 181V180H80ZM126 181V180H125ZM145 181V180H144ZM160 181V180H159ZM174 181H175V179H174ZM199 182L201 181V179L200 180H198ZM227 181H228V179H227ZM232 181V180H231ZM235 181H236V179H235ZM34 182V181H33ZM60 182V183H61ZM77 182V181H76ZM118 182V181H117ZM136 182L138 183V184H141V182H139L138 181V179L136 180ZM192 182H193V180H192ZM191 182V184H190V186L193 184ZM203 182V181H202ZM217 182V181H216ZM226 182V181H225ZM225 182H224V185L223 186H225ZM237 182V181H236ZM48 183V182H47ZM55 183V182H54ZM89 183V182H88ZM95 183V182H94ZM105 183H106V181H105ZM125 183H127V182H125ZM152 183V182H151ZM185 183V182H184ZM197 183V182H196ZM218 183V182H217ZM72 184V183H71ZM76 184H78V182L76 183ZM96 184V183H95ZM99 184H100V182H99ZM144 184V183H143ZM156 184V183H155ZM158 184V183H157ZM199 184V183H198ZM204 184V183H203ZM227 184V183H226ZM248 184H250L251 186V188L248 186ZM40 185V184H39ZM48 185H50V184H48ZM56 185H58V184H56ZM66 185H68V184H66ZM65 185V186H66ZM101 185V184H100ZM99 185V186H100ZM106 185V184H105ZM132 185V184H131ZM148 185V184H147ZM173 185V184H172ZM177 185V184H176ZM186 185V184H185ZM214 185V184H213ZM227 185H229V184H227ZM238 185H239V183H238ZM247 185V186H246ZM55 186V185H54ZM64 186V187H65ZM74 187H75V185H73ZM86 186H88L87 184H86ZM97 186V185H96ZM145 186V185H144ZM150 186H151V184H150ZM149 186V187H150ZM207 186H208V183H207ZM212 186V185H211ZM40 187V186H39ZM68 187V186H67ZM67 187L66 188H64L65 190L64 191H66V192H68L66 189H67ZM82 186H80V188H81ZM152 187H153V185H152ZM170 187H172V186H170ZM193 187V186H192ZM202 187V186H201ZM209 187V186H208ZM229 187V186H228ZM247 187H249V189L251 190L250 191V193H251V197H249V198H246L245 196H244V194L248 191V189H247ZM69 188H70V185H69ZM76 188V187H75ZM79 188V187H78ZM79 188V189H80ZM98 188V187H97ZM101 188H103V187H101ZM107 188V186L105 187V189ZM132 188V187H131ZM187 188V187H186ZM207 188V187H206ZM222 188V187H221ZM224 188H227L226 186L225 187H223V189ZM229 188H232V187H229ZM78 189V190H79ZM129 189V188H128ZM149 189V188H148ZM160 189V188H159ZM169 189V188H168ZM172 189V188H171ZM185 189V188H184ZM210 189V188H209ZM214 189V188H213ZM220 189V188H219ZM237 189V188H236ZM62 190V189H61ZM61 190H59V191H61ZM98 190V189H97ZM96 190V191H97ZM133 190V189H132ZM141 190V189H140ZM147 190V189H146ZM153 190H154V188H153ZM161 190V189H160ZM170 190V189H169ZM168 190V191H169ZM178 190V189H177ZM194 190V189H193ZM202 190H204L203 188H202ZM206 190L207 189H205L204 191H205V193H206ZM225 191H227V189H224ZM223 190V191H224ZM50 191V190H49ZM58 191V192H59ZM76 192V189H74L73 188V192ZM79 191H81V190H79ZM154 191H156V190H154ZM185 191H186V189H185ZM194 191H196V190H194ZM200 191V190H199ZM212 191V190H211ZM214 191V190H213ZM215 191H217V190H215ZM229 191V190H228ZM102 192V191H101ZM100 192V193H101ZM132 192V191H131ZM170 192V191H169ZM181 192V191H180ZM210 192V191H209ZM235 192V191H234ZM46 193V192H45ZM61 194L62 193H65V192H60ZM72 193V192H71ZM89 193V192H88ZM112 193V192H111ZM128 194H130V191L129 192H127ZM152 193V192H151ZM159 193H160V191H159ZM165 193V192H164ZM213 193V192H212ZM226 193V192H225ZM61 194H60V197H61ZM75 194V193H74ZM77 194H78V196H79V192H77ZM76 194V195H77ZM80 194H81V192H80ZM109 194V193H108ZM107 194V195H108ZM147 194H148V192H147ZM178 194H179V191H178ZM187 194H188V192H187ZM196 195H197V193H195ZM207 194V193H206ZM215 194V193H214ZM213 194V195H214ZM228 194V192L226 193V195ZM232 194H233V192H232ZM231 194V195H232ZM235 194V193H234ZM45 195V194H44ZM69 195V194H68ZM97 195H98V193H97ZM113 195V194H112ZM134 195V194H133ZM149 195V194H148ZM154 195V194H153ZM155 195H156V193H155ZM165 195V194H164ZM164 195H163V197H164ZM190 195V194H189ZM207 195H209V194H207ZM231 195H228V197L230 196L231 197ZM57 196H58V194H57ZM78 196H76L77 198H78ZM91 196V195H90ZM95 196V195H94ZM171 196V195H170ZM181 196V195H180ZM183 196V195H182ZM198 196V195H197ZM211 196V195H210ZM215 196H217V195H215ZM236 196V198L238 197L237 196V194L235 195ZM71 197H72V195H71ZM71 197H69V198H71ZM75 197V198H76ZM107 197V196H106ZM105 197V198H106ZM110 197V196H109ZM131 197V196H130ZM149 197V196H148ZM152 197V196H151ZM154 197H157V196H154ZM162 197V196H161ZM167 197V196H166ZM194 197V196H193ZM214 197V196H213ZM212 197V198H213ZM218 197H221V194H218ZM227 197V198H228ZM57 198V197H56ZM101 198V197H100ZM105 198H103V199H105ZM119 198V197H118ZM169 198V197H168ZM167 198V199H168ZM200 198V197H199ZM211 198V199H212ZM225 198H226V196H225ZM231 198H233V196L231 197ZM64 199V198H63ZM65 199H66V196H65ZM72 199V198H71ZM70 199V200H71ZM79 200H80V197L78 198ZM78 199H76L75 201H77ZM99 199V198H98ZM102 199V198H101ZM102 199V200H103ZM135 199V198H134ZM177 199H179V198H177ZM191 199V198H190ZM194 199V198H193ZM192 199V200H193ZM210 199V198H209ZM218 199V198H217ZM233 199H235V198H233ZM233 199H231V200H233ZM58 200V199H57ZM84 200V199H83ZM90 200V199H89ZM100 200V199H99ZM106 200V199H105ZM107 200H108V197H107ZM110 200V199H109ZM132 200V199H131ZM150 200V199H149ZM157 200H159L158 198H157ZM181 200H182V197H181ZM196 200H198V199H196ZM236 200V199H235ZM237 200H238V198H237ZM101 201V200H100ZM155 201H156V199H155ZM162 201V200H161ZM166 201V200H165ZM178 202L180 201V200H177ZM176 201V202H177ZM211 201V200H210ZM212 201H214V199L212 200ZM219 201V200H218ZM223 201H225L224 199H222L221 200V204H222V202ZM69 202V201H68ZM73 202V201H72ZM88 202V201H87ZM94 202V201H93ZM99 202V201H98ZM102 202V201H101ZM109 202V201H108ZM111 202V201H110ZM153 202V201H152ZM173 202V201H172ZM233 203H235V201H232ZM238 202H239V200H238ZM77 203V202H76ZM86 203V202H85ZM131 203V202H130ZM133 204H134V202H132ZM131 203V205L134 207V205ZM157 203V202H156ZM174 203V202H173ZM192 203V202H191ZM196 203V202H195ZM199 203H203V200H202V202L201 201H199ZM198 203V204H199ZM205 203V202H204ZM202 204L201 206H204L205 204ZM224 203V202H223ZM241 204L240 203V205H242L243 207L242 208H244L245 207V205L244 204ZM65 204H67V203H65ZM74 204V203H73ZM84 204V203H83ZM99 204V203H98ZM101 204V203H100ZM104 204V203H103ZM161 204H163V203H161ZM170 204V203H169ZM176 204V203H175ZM212 204V206H214L213 205V203H211ZM210 204V205H211ZM236 204H239V203H236ZM71 205H72V203H71ZM148 205V204H147ZM153 205V204H152ZM184 205V204H183ZM193 205V204H192ZM217 205V204H216ZM238 206L239 207V209H241L240 207L241 206ZM56 206V205H55ZM60 206V205H59ZM72 206H74V205H72ZM75 206H76V204H75ZM77 206H78V204H77ZM85 206V205H84ZM112 206V205H111ZM149 206V205H148ZM151 206V205H150ZM180 206V205H179ZM186 206V205H185ZM199 206H200V204H199ZM224 206V208H226V209H228L229 210V212H233V210H234V208H233V206L231 207L230 205H227V204H224L223 205ZM246 206V207H247ZM69 207V206H68ZM83 207V206H82ZM86 207V206H85ZM100 207H101V205H100ZM132 207V208H133ZM178 207V206H177ZM206 207H207V205H206ZM206 207L204 206L203 207V210H204V208L206 209ZM44 208H45V206H44ZM72 208V207H71ZM89 208V207H88ZM96 208V207H95ZM98 208H99V206H98ZM103 208V207H102ZM102 208H99V210L100 209H102ZM112 208V207H111ZM157 208V207H156ZM179 208V207H178ZM183 208H184V206H183ZM186 208V207H185ZM190 208H191V206H190ZM193 208V207H192ZM198 208H201V207H198ZM219 209H220V207H218ZM66 209V208H65ZM75 209H79V207H76ZM109 209V208H108ZM113 209V208H112ZM118 209V208H117ZM170 209V208H169ZM245 209H247V208H245ZM250 209V208H249ZM60 210H61V208H60ZM133 210H135L134 208H133ZM162 210V209H161ZM173 210V209H172ZM176 210V209H175ZM179 210V209H178ZM184 210H186V209H184ZM191 210H193V209H191ZM201 210V209H200ZM199 210V211H200ZM207 210H208V207H207ZM206 210V211H207ZM218 210V209H217ZM216 210V211H217ZM66 211V210H65ZM80 211V210H79ZM90 211H91V209H90ZM101 211V210H100ZM188 211V210H187ZM209 211V210H208ZM207 211V212H208ZM211 211V210H210ZM221 211V209L219 210V212ZM223 211V210H222ZM239 211V210H238ZM243 211V210H242ZM245 211V210H244ZM62 212V211H61ZM70 212V211H69ZM103 214H105V211L102 209V211H101ZM107 212V211H106ZM113 212H115L114 210H113ZM116 212H117V210H116ZM124 212V211H123ZM136 212V211H135ZM164 212V211H163ZM178 212V211H177ZM183 212V211H182ZM185 212V211H184ZM203 212V211H202ZM77 213H79V212H77ZM81 213H82V211H81ZM90 213V212H89ZM102 213H101V215H102ZM155 213V212H154ZM171 213V212H170ZM169 213V214H170ZM174 213H175V211H174ZM179 213H181V212H179ZM190 213V212H189ZM188 213V214H189ZM211 213V212H210ZM237 213V212H236ZM240 213V212H239ZM242 213V212H241ZM249 213V212H248ZM59 214V213H58ZM67 214V213H66ZM85 214V213H84ZM186 214V213H185ZM199 214H200V212H199ZM244 214V213H243ZM246 214V213H245ZM41 215V214H40ZM39 214H38V216H40ZM100 215V214H99ZM110 215V214H109ZM164 215V214H163ZM171 215V214H170ZM173 215V214H172ZM190 215V214H189ZM198 215V214H197ZM212 215V214H211ZM210 215V216H211ZM213 215H214V213H213ZM212 215V216H213ZM43 216V215H42ZM45 217H47L48 219L45 221L44 220V222L42 223L41 221V224H39V228H40V231L42 232V234H45L44 236L45 237H47V239L48 240H50V242H56V249H54V251L51 253H47V252H43V251H38L37 252V254L35 255V253H34V258H35V261H38V262H40V264H53V261L55 262L56 261V259H58V261H59V263H60V260H62V259H66V260H64V261H66L67 262V259L69 260V261H75V259H77V257H78V255H79V253H77V246L76 245H71V244H69L68 242H65L63 239H61V235L59 236V235H56L54 232H52L50 229H49V227H50V225L49 224H52V223H49V222H52L51 220V218H52V216H46V215H44ZM105 217L104 218H102V219H105L106 217H108L107 216V214L106 215H104ZM113 216V215H112ZM185 216V215H184ZM183 216V217H184ZM207 216V215H206ZM205 216V217H206ZM63 217V216H62ZM111 217V216H110ZM139 217V216H138ZM161 217V216H160ZM177 217V216H176ZM182 217V216H181ZM182 217V218H183ZM187 217V216H186ZM240 217V216H239ZM243 217H244V215H243ZM242 217V218H243ZM56 218H57V216H56ZM100 218V217H99ZM113 218V217H112ZM116 218V217H115ZM130 218V217H129ZM173 218V217H172ZM171 218V219H172ZM191 218H193V217H191ZM199 218V217H198ZM233 218V217H232ZM63 219H65V218H63ZM83 219V218H82ZM107 219V218H106ZM105 219V220H106ZM109 219H111V218H109ZM139 219V218H138ZM183 219H186V218H183ZM197 219V218H196ZM228 219L227 218V213H222L220 216H218L217 217V222H215V223H217V224H213V220H214V218H213V220L212 219H210V218H208V217H206L204 220H202L203 221V226H204V236H203V238H201L200 240L202 241V244L206 247V248H208V247H210V246H212V245H214V244H219V243H222L223 241H224V235H225V233L223 232V230H220L221 229V227L220 226H224V225H226V220ZM96 220V219H95ZM115 220V219H114ZM173 220V219H172ZM244 220H246V219H244ZM48 221V222H47ZM111 221V220H110ZM139 221V220H138ZM169 221V220H168ZM186 221V220H185ZM191 221V220H190ZM200 221V220H199ZM199 221H197V222H199ZM227 221H229V220H227ZM234 221V220H233ZM246 221H248V220H246ZM39 222V221H38ZM116 222V221H115ZM159 222H160V220H159ZM173 222V221H172ZM201 222V221H200ZM200 222H199V224H200ZM240 222V221H239ZM35 223V222H34ZM102 223V222H101ZM100 223V224H101ZM106 223V222H105ZM124 223V222H123ZM169 223V222H168ZM193 223H195V221H193ZM229 225H230V221L229 222H227ZM241 223V222H240ZM242 223H243V220H242ZM65 224V223H64ZM113 224V223H112ZM114 224H116V223H114ZM178 224V223H177ZM180 224V223H179ZM185 224H187V223H185ZM184 224V225H185ZM103 225V224H102ZM194 225V224H193ZM235 225V224H234ZM233 225V226H234ZM237 225V224H236ZM242 225V226H243ZM58 226V225H57ZM106 226H107V224H106ZM114 226V225H113ZM203 226H201V227H203ZM231 226V225H230ZM32 227V226H31ZM53 227V226H52ZM61 227H62V225H61ZM181 227V226H180ZM196 227V226H195ZM220 227V228H219ZM239 227H240V225H239ZM238 227V228H239ZM33 228H35V227H33ZM32 228V229H33ZM64 228V227H63ZM81 228V227H80ZM115 228V227H114ZM113 228V230H114V233L116 234V232H115V230L116 229H114ZM172 228V227H171ZM182 228V227H181ZM197 228V227H196ZM231 228H233V227H231ZM237 227H236V229H238ZM38 229V228H37ZM54 229V228H53ZM59 229V228H58ZM58 229H56V230H58ZM61 229V228H60ZM59 229V230H60ZM215 229V230H214ZM227 229H228V226H227ZM240 229V228H239ZM239 229H238V231H239ZM74 229H72V231H73ZM78 230V229H77ZM173 230V229H172ZM176 230V229H175ZM193 230V229H192ZM198 230V229H197ZM228 230H230V229H228ZM232 230H234V228L232 229ZM246 230L249 232L248 234H245L246 233ZM62 231V230H61ZM68 232H69V230H67ZM75 231V230H74ZM79 231V230H78ZM167 231V230H166ZM180 231V230H179ZM236 231V230H235ZM234 231V232H235ZM241 231V230H240ZM36 232H38V231H36ZM57 232V231H56ZM67 232V234H70V233H68ZM84 232H85V235H86V237H89V241H92V239H96L97 241H98V244H99V246H102V244L103 243H101L100 242V240L98 239V237L97 236H94V235H91L89 232H88V230H86V229H84ZM164 232V231H163ZM185 232V231H184ZM192 232V231H191ZM233 232V231H232ZM231 232V233H232ZM62 233V232H61ZM113 233V234H114ZM122 233H123V231H122ZM166 233V232H165ZM223 233H224V235H223ZM235 233H238V232H235ZM65 234V233H64ZM106 234V233H105ZM158 234V233H157ZM188 234H189V232H188ZM200 234V233H199ZM121 235V234H120ZM124 235H126V234H124ZM146 235V234H145ZM166 235V234H165ZM183 235V234H182ZM236 235V234H235ZM237 235H236V240H238V238H237ZM63 236V235H62ZM65 236H67L66 234H65ZM65 236H64V238H65ZM70 236V235H69ZM122 236V235H121ZM149 236V235H148ZM147 236V237H148ZM158 236V235H157ZM177 236V235H176ZM195 236V235H194ZM73 237V236H72ZM79 237V236H78ZM115 237V236H114ZM116 237H117V235H116ZM150 237V236H149ZM152 237H155V236H152ZM185 237V236H184ZM225 237H227V236H225ZM233 237V236H232ZM232 237H231V239H232ZM71 238V237H70ZM80 238V237H79ZM106 238V237H105ZM120 238H122V237H120ZM160 238V237H159ZM176 238V237H175ZM195 238V237H194ZM229 238V237H228ZM250 238V239H251ZM103 239H104V237H103ZM148 239V238H147ZM156 239V238H155ZM190 239L192 240V238L190 237ZM60 240V241H59ZM69 240V239H68ZM72 240H74V239H72ZM78 240V239H77ZM157 240V239H156ZM159 240V239H158ZM158 240H157V242H158ZM249 240V239H248ZM59 241V242H58ZM70 241H71V239H70ZM86 241H88V240H86ZM120 241H121V239H120ZM150 241V240H149ZM160 241V240H159ZM186 241V240H185ZM197 241V240H196ZM235 240H233V242H234ZM241 241H239V242H241ZM74 242V241H73ZM132 242V241H131ZM145 242H147V240L145 241ZM154 242V241H153ZM187 242V241H186ZM228 242H232L231 240L229 241L228 240ZM236 242V241H235ZM238 242V243H239ZM72 243V242H71ZM82 243V242H81ZM162 243V242H161ZM197 243V242H196ZM237 243V244H238ZM53 244V243H52ZM105 248H106V251H107V254L105 255V260L106 261H108V263H110V264H116L115 262H116V260L119 258V255H118V249H116L115 248V246L114 245H112L111 244V242H109V241H105ZM122 244H124V243H122ZM133 244V243H132ZM151 244V243H150ZM188 245H189V243H187ZM225 244H227V243H225ZM229 244V243H228ZM231 244H233V243H231ZM241 244V243H240ZM240 244H238V247L240 246ZM126 245V244H125ZM124 245V246H125ZM130 245V244H129ZM154 246H155V244H153ZM175 245V244H174ZM193 245V244H192ZM223 245H224V243H223ZM235 245H236V243L233 245L234 247H235ZM249 245V244H248ZM80 246H81V244H80ZM190 246V245H189ZM188 246V247H189ZM224 246H226V245H224ZM229 246V245H228ZM232 246V247H233ZM243 247H244V245H242ZM252 246V247H253ZM69 247V248H68ZM149 247V246H148ZM162 247H163V245H162ZM185 247H186V245H185ZM194 247V246H193ZM221 247V246H220ZM230 247V246H229ZM232 247H230V249L232 248ZM243 247H242V249H243ZM259 247V248H258ZM83 248H84V246H83ZM236 248V247H235ZM234 248V250H236ZM247 248V247H246ZM79 249V248H78ZM90 249H91V247H90ZM144 249V248H143ZM146 249V248H145ZM153 249V248H152ZM154 249H155V247H154ZM169 249H170V247H169ZM182 249V248H181ZM211 249V248H210ZM213 249V248H212ZM220 249H222V248H220ZM240 249H241V247H240ZM44 250V249H43ZM69 250V251H68ZM150 250V249H149ZM157 250V249H156ZM172 250V249H171ZM170 250V251H171ZM186 250V249H185ZM229 250V249H228ZM232 250H233V248H232ZM233 250V251H234ZM237 250H238V248H237ZM154 251V250H153ZM214 251V250H213ZM242 251V250H241ZM246 251L247 250H245V252L244 253H246ZM248 251H250V250H248ZM157 252V251H156ZM178 252V251H177ZM243 252V251H242ZM100 253V252H99ZM123 253V252H122ZM184 253V251L182 252V254ZM188 253V252H187ZM229 253V252H228ZM249 253V252H248ZM158 254V253H157ZM162 254V253H161ZM194 254V253H193ZM230 254V253H229ZM235 254V256H237L238 255V253H234ZM237 254V255H236ZM241 255L243 254V253H240ZM29 255V254H28ZM159 255V254H158ZM203 255V254H202ZM207 255V254H206ZM210 255V254H209ZM209 255H207V256H209ZM217 255V254H216ZM247 255V254H246ZM246 255H242V256H245V258H246V260H244V259H241L240 258V260H244V261H247V259H249L248 258V256L249 255H247V257H246ZM95 256V255H94ZM100 256V255H99ZM160 256V255H159ZM183 256H184V254H183ZM191 256V255H190ZM230 256H231V258L233 257L231 254H230ZM241 256V257H242ZM259 256V257H258ZM25 257V256H24ZM23 257V258H24ZM81 257V256H80ZM98 257V256H97ZM102 257H103V255H102ZM158 257V256H157ZM163 257V256H162ZM174 257H176V256H174ZM203 257V256H202ZM210 257V256H209ZM217 257V256H216ZM238 257V256H237ZM251 257V256H250ZM253 257V256H252ZM83 258V257H82ZM185 258H187L188 260H189V258H188V256H185ZM195 258V257H194ZM212 258V257H211ZM220 258V257H219ZM242 258H244V257H242ZM79 259V258H78ZM86 259H87V261H88V263L90 264V260H91V255L90 254H88L87 253V257H86ZM98 259H101V260H103L102 258H98ZM187 259L185 260V261H187ZM249 259V260H250ZM95 260H96V258H95ZM165 260H166V258H165ZM180 260V259H179ZM191 260V259H190ZM204 260V259H203ZM211 260V259H210ZM231 260H233L234 261V259H231ZM238 260H239V258H238ZM250 260V261H251ZM256 260H258V259H256ZM24 260H22L21 262H23ZM83 261V260H82ZM154 261V260H153ZM159 261V260H158ZM181 261V260H180ZM195 261V260H194ZM255 261V260H254ZM254 261H252L253 263H254ZM66 262H64V264H66ZM96 262H98L99 263V261H97L96 260ZM95 262V263H96ZM105 262V261H104ZM156 262V261H155ZM166 262V261H165ZM187 262H192V260L191 261H187ZM224 262H226V261H223V263L222 264H225ZM235 262V261H234ZM241 262V261H240ZM26 263H27V261H26ZM36 262H34V264H35ZM57 263V262H56ZM58 263V264H59ZM63 263V262H62ZM70 263V262H69ZM72 263V262H71ZM70 263V264H71ZM95 263H93V264H95ZM157 263V262H156ZM162 263V262H161ZM189 263H186V264H189ZM204 263H205V261H204ZM242 263H244V262H242ZM242 263H239L238 262V264H242ZM247 263V262H246ZM246 263H244V264H246ZM264 264V261H259L258 262V264ZM23 264V263H22ZM80 264V263H79ZM82 264V263H81ZM83 264H84V262H83ZM97 264V263H96ZM100 264V263H99ZM101 264H103V263H101ZM105 264V263H104ZM107 264V263H106ZM179 264V263H178ZM192 264H197V263H192ZM201 264V263H200ZM205 264H207V263H205ZM237 264V263H236ZM248 264H249V262H248Z\"/></svg>", "mask_w": 264, "mask_h": 264}, {"label": "crops", "instance_id": "0c3cea01", "mask_svg": "<svg viewBox=\"0 0 264 264\" xmlns=\"http://www.w3.org/2000/svg\"><path fill=\"white\" fill-rule=\"evenodd\" d=\"M25 182L0 146V264L28 263L38 251L48 253L43 235L35 229L26 232L40 199Z\"/></svg>", "mask_w": 264, "mask_h": 264}]
</instances>
